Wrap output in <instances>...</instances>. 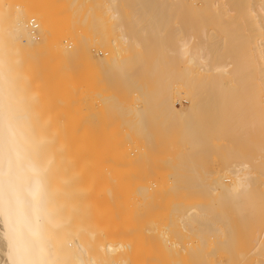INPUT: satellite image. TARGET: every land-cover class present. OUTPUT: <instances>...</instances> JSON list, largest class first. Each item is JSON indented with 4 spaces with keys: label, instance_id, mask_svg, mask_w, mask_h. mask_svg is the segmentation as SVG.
<instances>
[{
    "label": "rangeland",
    "instance_id": "374dc122",
    "mask_svg": "<svg viewBox=\"0 0 264 264\" xmlns=\"http://www.w3.org/2000/svg\"><path fill=\"white\" fill-rule=\"evenodd\" d=\"M26 1V2H25ZM79 0H0V18H2L1 20H8V21H12V22H14V23H16V24H18L19 26L21 25V23H22V25H23V23L25 22V24L27 23V22H30V23H28L27 25L29 26V24H31V22H33L34 23V21H35V25H37L36 27H38V26H40L41 28H42V30L40 29V27H38L37 28V32L36 33H34L33 35H34V42H32L33 44V47L32 46H30V43H31V40H30V42L29 41H27V42H25V43H29V49H24V50H20V52H18V50H17V53H16V51H15V53H14V55H13V57H8L9 58V62L11 63V59H12V61H14V62H16L17 64V68H16V72H15V81H16V86H17V88H18V92H19V97H21V95H23V97H24V94H25V96L26 97H22L21 99L23 100V101H26V103L24 102V104H25V106L27 107V109H29V110H27L28 112H30L29 114L30 115H32L31 117H32V122H33V124L35 123V126H36V124L39 126L37 129H39V130H37V132H39V134H44V133H46L45 135L48 137V136H51L52 138H54L55 137V135L56 134H58V136H57V140H59V136H61V135H63V134H65V132H67L65 135H66V141H64V143L66 142V144L64 145V146H62V148H60L61 146H59L58 148L56 147L57 145H55L54 146V148H53V144H51L50 145V147L49 146H46L48 149H46V151L48 150V155L49 156H51L50 157V160L52 161V162H49L50 164L52 163H54L53 165H51L50 167L52 168V166H53V168L55 169H51L50 168V170L51 171H55V173L54 174H56L55 176H54V178H53V186L55 185L56 186V188H57V190H58V188H59V192H61V196H64L63 197V199H64V205L66 204V206H64V212L66 211V212H70V213H67V216L69 215V220H74L75 222H73L72 221V223H76L80 228H81V230L83 229L84 230V233H83V236L85 237L84 239H86L87 241H89V239H90V243H91V255L93 254L94 255V257H96V258H98L99 256H101L99 253H97L99 250H97V248H99V246H100V244L102 243V244H104L105 242L106 243H112V244H115V243H117L118 241H119V238H120V243H121V240H122V243L121 244H125L126 246H128L127 244H129V251L127 250V254H123L122 255V259L121 260H123V258H124V260L123 261H126L125 262V264H150L151 262H156V264L157 263H159V264H161V263H163L162 262V258H161V261L159 260L160 259V256H158L157 254H161V257H162V255H163V260H164V262L165 263H163V264H174V262H175V264H177V262L179 263H181L182 264V257L183 256H185L184 257V259H187L186 260V262H184V264H192L193 262V264H200L202 261L201 260H204V259H206L204 262H206L207 260L209 261V262H206V264H208V263H214V262H227L228 263V261H229V263H230V261H231V263H232V260L233 259H235V258H231V260L229 259V254H227L228 252H232L233 254H234V256L236 255V256H238L239 255V257L238 258H240V259H238V260H234L233 261V264H235V263H237V264H246L247 262V264H255V262L257 263V261L259 260H257V258H258V256H259V258L261 259L262 258V260H263V256H264V213H262V212H264V204L262 205V203L264 202L263 200L264 199H262V194L260 195V194H258V195H260L259 196V198H258V195H257V197H254V199H246V197L247 198H251V197H253L254 195L253 194H257V193H259L261 190H264V189H262L263 187H264V183H262V182H264V180L262 181H259L261 178H264V177H261V174L259 173V172H257V171H251L252 173L253 172H257V174H255L254 173V176H255V178H253L254 179V181L253 180H250L251 182H252V184L254 185H252V184H250V187L252 188L253 187V189L255 190V192L253 193V194H251L254 190H252L250 187V190L252 191H250L251 193V195H253V196H248L249 195V192H248V194L246 195V196H240L241 197V199L243 200H241V199H238L237 200V196H235V195H232V196H234L235 198H236V201L235 202H237V201H239V202H237V203H239V205L237 204V203H235L234 205H236V207H237V205H238V207L240 206V205H246V203L244 202V201H247V205H249V203L252 205V207L254 206V205H257V207L258 208H256V206H254L253 208H256V210L255 209H253V212H251V213H254V211H255V213L254 214H256V215H254V220L253 221H251V218H252V215H250L249 213H247L244 209H249V207L248 208H246L245 206H243V207H245V208H242L241 206L239 207V208H241L242 210H244L245 212H243V211H239V208H238V210L237 211H239L238 212V214H241L240 212H243V214L242 215H240L241 217V219L240 220H244V221H246V222H244V221H242V223L240 224V226H239V222H240V220L238 221L237 220V218H239V216H236V215H234V214H236L235 212H236V210L233 212L232 211V207H230L229 206V201L231 202V200H228L229 198H231L230 197V195H231V193L232 194H234L232 191L231 192H229L228 194H227V192H224V193H222L224 190H220V191H217V193L215 194V193H212L213 191H211V189L210 190H208L209 188H211L213 185L211 184V183H213L214 185H215V182H214V180H216V179H214V177H211L210 179H209V177L208 178H204V180H206L205 182H203L204 180H202V178H200V177H195V178H197L198 180L199 179H201L200 181L201 182H203L205 185H206V183H207V185L205 186L204 184H202V183H200L199 182V184L197 183V179H196V181L195 180H193V181H195L194 182V189L196 190V192H197V190H199V189H203V191H202V193H203V195L201 194V190H199V194H197L196 192H194L195 190L193 189V186L191 185H187V182H185V181H187L186 180V178H185V181H183V178L182 177H180L179 175L180 174H178V176L179 177H176V175H175V173L173 172L174 171V169H172V168H174L175 166H177V165H181V161L182 160H179V158H180V156L179 155H181L182 153H180V152H183L182 150H181V148H182V146L184 147L183 149L185 150V152H188V151H190L189 150V147H194V148H198V146H200L201 144V147L200 148H202V149H200V148H198V149H200V150H196V151H198V152H196L197 153V155L195 156V158L197 159L196 160V164L197 165H200L201 163V167H205V169H202V170H206V171H214V172H216V171H220L221 173H222V165H224V164H222V163H219L218 162V158L217 157H219V155H221V153H223V150L224 151H227V152H229L228 150L229 149H232V147H234V146H232L230 143H231V141H232V139H231V141L228 143L229 144V146H228V144H223L222 145V143H224L225 141L223 140L222 141V139H221V141H219V137L221 136V134H223V133H227L226 135H228L229 133H231L232 135H233V133L231 132L232 131V128L230 129V125L232 126V124H233V130L235 131V132H237V128H235L234 127V125H235V114H233V113H236L237 112V115H236V118H237V116H238V112L240 113V114H242L244 117H242V115H240L239 117L241 118V120L244 122V125H246L245 123H247V120H248V118L250 117L249 116V114H251L252 115V112H250V111H253V113H255V115L254 116H257V114H256V112H255V110H259L260 108H258V106H257V104H259V99L258 98H256L257 96V93H260L261 91H259L258 92V90L260 89L261 90V88H259V89H255L256 88V84H260V82H258L259 81V77H257V72L256 73H254L253 72V70H254V67H252L253 69H251V67L250 68H248L247 70L245 69V67L247 66V65H242L244 68H243V70L245 69L246 71H243L242 73L240 72V71H242L241 69H242V66L241 67H238V65L240 64V63H243V64H245L244 63V61L247 59V56L244 54V53H242V51L243 52H247L245 49H246V47H245V51L243 50V47H244V45H243V47L242 48H238V49H240V52H238V51H236V53H237V55H238V53H242V54H240V55H238V59H239V57H242V58H240L239 60L240 61H238L237 63H238V65L236 66L237 68L236 69H234V68H232V67H234L235 65H233L232 67H231V71H233L231 74H229L228 72L227 73H217V75L216 74H214L213 72H211L212 73V75L213 76H218L219 74L222 76H220L219 75V77H216V78H213V79H210L209 81H208V79L209 78H211V77H213V76H211V74L210 73H208V72H206L208 75H205V77L202 75L203 73H205V72H201L202 74V78L204 77L205 79L207 78V76H208V79H207V87H206V89H208V85H209V88H210V90L212 91L213 89H215V90H217L216 92H218V89H217V87L216 86H218L217 84V82H220L219 84H222V83H224L223 85H225L224 86V88L223 89H225L226 87H227V89H225V91L226 90H228V92H226L225 94L223 93V92H225L223 89L221 90V88L223 87L222 85H219V87L220 86H222L221 88H220V90H221V93L222 94H224L225 96H227L228 98H226L225 96V98L223 99V102L225 103H227V101L229 100V96L227 95L228 93L229 94H234L235 92H236V94H237V92H238V96H239V93H240V95H241V93L243 94L244 93V91H245V95L243 96V97H241V96H239V98L240 99H242V100H240L239 101V98H238V96H237V98H238V100L236 101H234L233 100V98L234 99H237V98H235V96L233 97V96H231V97H233V98H230V99H232L231 101H230V103L232 102V104H231V106H233L234 105V110H237V111H234L233 110V108H231V106L229 107V106H227V105H230V103H227V105H223V103H221V101H222V97H223V95H222V97L220 98V96L221 95H219V99H218V101H220V105H219V103H214V101L213 100H217V99H215V96L214 95H218V94H220L219 92H220V90H219V92L218 93H216L215 94V91H212V93H211V91H210V94L211 95H208V96H210L211 97V99H210V97H208V96H205L206 98H205V100H207L208 102H205L207 105V109H206V111L205 112H207L206 113V115L205 114H203L205 117L207 116V120L208 121H210V123H208V121L206 120V119H204L205 121H203V126H209V128L210 129H213V131L211 132L210 131V133L213 135H211L210 133H208V132H206V138L208 139V138H210L211 137V139H212V141H211V139H209V142H211L210 144V146H212L211 148H213V146L214 145H212V144H214V142H215V145H217V147L215 148H213V150H211L210 148H209V144H208V147H206L207 146V144H205V143H202L200 140V143L199 142H195V144L193 145V146H191L190 144L189 145H187L188 143H187V137L185 138V137H183L184 139H185V141L184 140H181V141H184L185 143H181V144H183L182 146L180 145V143L179 142H181V141H179V138L178 137H182V136H180V135H182V134H184V133H181V132H184L185 130H186V128H185V126L183 125V124H179V125H177L176 126V124H175V122L176 123H182V122H184L183 120H181V118L180 119H177L178 121H174V120H172L171 118V120L172 121H174V126H169V125H172V124H165V121L168 119H166L165 121H163V125L166 127V129L167 128H170V130H169V132H167V134L165 133V132H163L162 130L164 129H160L161 127V125H162V123H161V125H160V123L159 122H161L159 119L161 118V116L159 115L161 112L159 111V109H160V106H159V104L161 103V99L159 100V98H156V96H157V94H154L153 96L154 97H151V95H152V93H151V95H150V98H149V94L148 93H150V91L151 90H153L154 92L156 91V90H158V95H159V92L160 91H162L163 89L161 88V87H163L164 86V89H166V91L165 90H163L162 91V93H166L167 94V96L169 95V97H171V99L169 98V102H171V104H175V102H176V104H177V106L179 107V108H181L180 106H188L187 104H188V98H187V96L185 95L187 92H185L186 90L188 91L189 90V94H193L192 92L193 91H191L190 89H186V87H183L182 85H180V84H182L181 83V81L179 82V84H178V86H177V84H176V86H174V87H169V86H166L165 85V83H163V85H162V82L164 81L165 82V80H163V81H161V82H159L161 79H159L160 78V73H161V71H164V72H166V74H167V71H168V76H170L171 75V77H170V80H172V76H174L175 74L174 73H176L172 68H173V64H175V61H177V60H174V63H171V64H169L168 62V64L169 65H166L167 67H170L171 65V67H170V69H171V73L172 74H170L169 75V72H170V69L169 70H167L168 68L167 67H163V68H161L162 67V65H164L165 64V62L164 61H170L171 60V58L169 59V60H167L168 59V53L166 52L164 55H163V53L162 52H160V51H163V50H165L166 48L165 47H160L159 46V51L157 50V52H155V50H153V49H155V47H153L152 48V52L150 51V49H151V47L150 46H148L150 49H149V52H147L148 50H146V49H148V47H146L145 46V44L144 43H146V41L143 39V40H141L140 38H139V41L141 42H139V41H137L136 39H134V38H136V36L138 37L141 33L139 32L138 34H137V32H138V29H140V27L141 28H143V27H146V25H144L143 23H144V21L143 20H145L144 19V17H141L140 18V21H139V19H138V17L136 18L135 17V14L134 13H137V11L140 13V11H141V6H140V4H134L135 6H133L132 4L133 3H130V4H123L124 2L125 3H128V1L129 0H126V1H124V0H122V1H119V4H117L116 3V5H117V7H115L114 6V8H115V10H112V8L110 9V7L108 8V6L107 5H111L110 3H112V1L110 0V1H108V0H96V1H92V0H80L79 2H78ZM82 1V2H81ZM101 1V2H100ZM113 1H115V0H113ZM118 1V0H117ZM116 1V2H117ZM132 0H130V2H131ZM19 4H18V3ZM55 2V3H54ZM61 2V3H60ZM65 2H67V3H65ZM87 2V3H86ZM122 2V3H121ZM2 3V4H1ZM89 3V4H88ZM108 3V4H107ZM61 4V5H60ZM94 5V11H93V5ZM97 4H99V6L97 5ZM103 4V5H102ZM12 5V6H11ZM15 5V6H14ZM30 5V6H29ZM90 5V6H89ZM92 5V6H91ZM113 5V4H112ZM111 5V6H112ZM115 5V4H114ZM120 5V6H119ZM130 5L131 6H133V7H130ZM140 7H138V6ZM145 5V4H144ZM177 5V4H176ZM176 5H174L173 7L175 8V10L172 8V12L173 13H175V14H173V15H175V17H177V14L178 13H176L175 11H177V12H179L178 10H180L181 8H182V6L180 7V8H177V6ZM186 5V4H185ZM197 5H202V4H191V6H192V8H193V11H197V9H194V8H197ZM6 6V7H5ZM46 6V7H45ZM62 6H63V8L64 9H62ZM67 6V7H66ZM74 6H76V7H74ZM95 6H96V8H95ZM103 6V7H102ZM143 6V5H142ZM176 6V7H175ZM9 7V8H8ZM66 7V8H65ZM81 7V8H80ZM138 7V8H137ZM184 7H186V6H184ZM183 7V12H185L186 10H185V8ZM8 8V9H7ZM21 8L23 9V10H21ZM31 8V9H30ZM108 8V9H107ZM113 8V9H114ZM117 8V9H116ZM146 9H148V7L146 6L145 7ZM144 7L142 8V10H144L145 9ZM186 8H188V5H187V7ZM6 9H7V11H6ZM11 9V10H10ZM13 9H15V10H13ZM34 9H36L35 11H34ZM38 9V10H37ZM67 9V10H66ZM74 9V10H73ZM92 9V10H91ZM105 11H104V10ZM130 9V10H129ZM134 9V10H133ZM176 9H178V10H176ZM189 9L191 10V12H193L192 11V9L189 7L187 10H188V12H187V14L188 13H190V16H191V12H189ZM202 9H203V7H202ZM206 9V8H205ZM204 9V10H205ZM100 10V11H99ZM109 10V11H108ZM136 10V11H135ZM174 10V11H173ZM201 10V8L200 9H198V11H200ZM22 11H23V13L25 12V13H27V14H29V15H26V14H23L22 13ZM34 11V12H33ZM62 11V12H61ZM83 11V12H82ZM96 11L97 12H100V15L99 16H97V15H95V13H96ZM104 11V12H103ZM135 11V12H134ZM203 11V10H202ZM201 11V12H202ZM20 12V13H19ZM66 12V13H65ZM68 12V13H67ZM77 12V13H76ZM132 12V13H131ZM142 12V11H141ZM13 13V14H12ZM22 13V14H21ZM31 13V14H30ZM35 13V14H34ZM41 13H43V14H41ZM55 13V14H54ZM180 13L182 14V11L180 10ZM180 13H179V15H180ZM195 14H197L196 12H194ZM194 13H193V15L192 16H194ZM199 14H201L200 12H198ZM8 14V15H7ZM59 14V15H58ZM66 14V15H65ZM85 14H86V17H85ZM96 14H98V13H96ZM109 14V15H108ZM116 14V15H115ZM141 14V13H140ZM184 14V13H183ZM182 14V15H183ZM185 14H186V12H185ZM186 14V15H187ZM198 14V15H199ZM202 14H204V13H202ZM207 14V13H206ZM206 14H204V15H206ZM23 15H26V16H23ZM36 15V16H35ZM61 15V16H60ZM134 15V16H133ZM2 16H5V17H2ZM14 16V17H13ZM30 18H29V17ZM33 16H35L34 18H33ZM70 16V17H69ZM101 16V17H100ZM107 16V17H106ZM116 16V17H115ZM133 16V17H132ZM190 16H189V19L188 20H190ZM197 15H195V17H196ZM203 16V15H202ZM6 17H8L7 19H6ZM11 17H12V19H11ZM24 17V18H23ZM106 17V18H105ZM173 17V16H172ZM172 17H171V19H170V21H172V22H170L169 23V26L170 25H172L173 24V26H175V25H177L178 23H180V25L179 26H181V24H183V26H185V24L184 23H186V22H183V23H181L182 21H184V18H183V20H180L181 19V17H179L180 19H178V20H180L179 22L176 20V22H177V24H175L174 25V23H173V21L175 20V18L173 17V19H172ZM184 17V16H183ZM188 17V16H187ZM198 17V16H197ZM26 18V19H25ZM106 20H105V19ZM143 18V19H142ZM200 18V19H199ZM199 21H201V24H202V21L204 20V19H202L201 18V15L199 16ZM22 19V20H21ZM34 19V20H33ZM35 19H37V20H35ZM56 19V20H55ZM107 19H108V21H107ZM120 19V20H119ZM129 19V20H128ZM134 19V20H133ZM142 19V20H141ZM202 19V20H201ZM0 20V21H1ZM23 20H24V22H23ZM103 20H105V22L103 23ZM111 20V21H110ZM117 20V21H116ZM186 20V19H185ZM188 20H186L187 22H189ZM192 20V19H191ZM196 20V19H195ZM22 21V22H21ZM37 21V22H36ZM49 21V22H48ZM70 21V22H69ZM107 21V22H106ZM110 21V22H109ZM136 21H138L137 23H136ZM193 21V20H192ZM198 21V22H199ZM47 22V23H46ZM58 22V23H57ZM89 22V23H88ZM102 22V23H101ZM112 22V23H111ZM115 22V23H114ZM141 22H142V24H141ZM2 23H3V21H2ZM80 23V24H79ZM192 23V22H191ZM191 23H188V24H191ZM194 23V22H193ZM197 23V22H196ZM196 23H194V24H196ZM200 23V22H199ZM198 23V24H199ZM48 24H49V26H48ZM118 24V25H117ZM141 24V25H140ZM146 24V23H145ZM188 24H186L187 25V29L189 28L190 29V25H189V27H188ZM194 24H192L193 26H194ZM22 25L20 26V34H21V32H23L22 33V37H25L26 36V32L24 33V26H23V28L21 29V27H22ZM18 26V27H19ZM83 26H85V27H83ZM109 26V27H108ZM123 26V27H122ZM173 26H170V27H173ZM178 26V25H177ZM198 26H200V25H198ZM53 27V28H52ZM83 27V28H82ZM139 27V28H138ZM196 28H197V26H195ZM6 28V27H5ZM137 28V29H136ZM175 28V27H174ZM173 28V29H174ZM177 28V27H176ZM39 29V30H38ZM89 29H90V31H89ZM99 29H100V31H99ZM112 29V30H111ZM114 29V30H113ZM120 29V30H119ZM121 29H122V31H121ZM126 29V30H125ZM187 29H184V30H187ZM191 29H193V27L191 26ZM190 29V30H191ZM199 29V28H198ZM197 29V30H198ZM41 30V31H40ZM55 30V31H54ZM86 30V31H85ZM196 29H194V30H191V32H189L188 34L189 35H193V33H195L196 31H195ZM134 31V32H133ZM137 31V32H136ZM193 31H195V32H193ZM86 32V33H85ZM89 32V33H88ZM94 32H96V33H94ZM107 32V33H106ZM122 32H125V34L124 33H122ZM132 32H133V35H132ZM187 32H188V30H187ZM119 33H121V34H119ZM134 33H136L135 35H134ZM197 33V32H196ZM45 34V35H44ZM51 34V35H50ZM69 34H71L70 36H69ZM79 34V35H78ZM97 34H98V36H97ZM106 34V35H105ZM110 36H109V35ZM123 34V35H122ZM127 34H131V36L130 35H127ZM95 35V36H94ZM122 35V36H121ZM126 35H127V39H126V41L124 42L122 39H123V37H126ZM141 35H143V34H141ZM140 35V36H141ZM195 35V34H194ZM128 36H130L131 37V39L130 40H128ZM196 36V35H195ZM38 39H36V38ZM39 37V38H38ZM99 37V38H98ZM101 37H103V38H101ZM105 37V38H104ZM109 37V38H108ZM112 39H111V38ZM118 37V38H117ZM134 37V38H133ZM148 37H151V36H148ZM94 38V39H93ZM118 40H117V39ZM121 38V40H119ZM35 39H36V43H35ZM68 39V40H67ZM85 39V40H84ZM92 39V40H91ZM104 39V40H103ZM107 39V40H106ZM109 39H111V40H109ZM56 40L58 41L57 43H56ZM101 42H99V41ZM109 40V41H108ZM128 40V41H127ZM131 40H132V42H131ZM10 41V40H9ZM15 40H13L11 43H10V46H13V45H11L12 43H16V42H14ZM17 41V40H16ZM52 41H53V43H52ZM70 41H73V42H71L70 43ZM123 41V42H122ZM136 41V42H135ZM155 41V40H154ZM153 41V42H154ZM20 42H23V41H18L16 44H18V46H19V43ZM79 42V43H78ZM81 42V43H80ZM102 42L104 43V44H102ZM115 42V44H113ZM137 42H138V45H137ZM148 42H152V41H148ZM157 42V41H156ZM155 42V43H156ZM93 43V44H92ZM100 43V45H98ZM110 44V48L108 47V49H107V46ZM123 43V44H122ZM133 43V44H132ZM21 44V46H23L24 45V43L22 44V43H20ZM39 44V45H38ZM51 44H52V46H51ZM87 44V45H86ZM105 44H106V46H105ZM135 44H136V47H135ZM139 44H144L143 46H142V49H144V51H141L142 49H140L141 48V46L139 45ZM153 44V43H152ZM157 44V43H156ZM242 44H244V43H242ZM27 46H28V44H26ZM35 45V46H34ZM37 45V46H36ZM71 45V46H70ZM73 45H75V46H73ZM113 45H114V47H113ZM117 45H118V47H117ZM126 45V46H125ZM146 45H148V44H146ZM158 45V44H157ZM18 46H16V47H18ZM45 46V47H44ZM77 46V47H76ZM123 46V47H122ZM137 46L139 47L140 46V48H137ZM153 46V45H152ZM246 46V45H245ZM26 47V46H25ZM30 47L31 48H33V51H38V55L36 54L37 53V51H36V53H33V51H32V49H30ZM35 47V48H34ZM38 47V48H37ZM75 47V48H74ZM81 47H82V50H81ZM104 47H106V48H104ZM117 47V48H116ZM128 47V48H127ZM143 47H145V48H143ZM158 47V46H157ZM156 47V48H157ZM13 48H14V46H13ZM20 49L21 48H23V47H19ZM28 48V47H27ZM72 48V49H71ZM74 48V49H73ZM77 48V49H76ZM114 48V49H113ZM162 50H161V49ZM41 50V52L39 51V50ZM44 49H45V51H44ZM48 49V50H47ZM78 49H79V51H78ZM105 49H107V50H105ZM120 49V50H119ZM126 49V50H125ZM135 51H134V50ZM168 49V48H167ZM14 50V49H13ZM16 50V49H15ZM76 50V51H75ZM86 50V51H85ZM88 50L90 51V52H88ZM104 50V51H103ZM112 50H114L115 52H113ZM117 50H119V51H117ZM30 51V52H29ZM73 51V52H72ZM100 51V52H99ZM103 51V52H102ZM153 51H154V53H153ZM166 51V50H165ZM23 52H24V54H23ZM31 52L36 56H34L33 54L30 56V54H31ZM43 52L45 53L44 55H43ZM65 52V53H64ZM70 52V53H69ZM71 52H72V54L73 55H75V56H73V55H71ZM84 52H86V53H84ZM144 52H147V53H145L144 54ZM168 52H170L169 50H168ZM25 53H28V55H26ZM75 53V54H74ZM89 53V54H88ZM100 53L102 54H104V56H105V53H106V57L107 58H105L104 56H103V54H102V56L105 58V61H106V63L105 64H107V60H108V62H115V63H108V64H110V66L109 65H107V66H104V63L103 64H101V61H103L104 60V58H102V56H101V58L100 59H103V60H100L99 59V57L98 56H100ZM119 53V54H118ZM133 53V54H132ZM16 54H17V56H16ZM22 54V55H21ZM78 54H79V56H78ZM96 54L98 55V56H96ZM113 54H116V55H114L113 56ZM118 54V55H117ZM162 54V55H161ZM170 54V53H169ZM232 54H234V53H232ZM26 55V56H25ZM47 55H49V56H47ZM128 55V56H127ZM154 55H155V57H154ZM159 55V56H158ZM244 55H245V58H244ZM24 58H23V57ZM29 56V57H28ZM39 56V57H38ZM45 56V57H44ZM117 56H118V59H117ZM158 56V57H157ZM170 56H171V54H170ZM169 56V57H170ZM19 57V58H18ZM23 58V59H21V58ZM26 57V58H25ZM31 57H33V58H31ZM44 59H43V58ZM66 57V58H65ZM85 57H87L86 59H85ZM123 57V58H122ZM133 57V58H132ZM159 57H160V59H162V60H160L159 59ZM164 57H165V60H164ZM235 58L237 57V56H234ZM28 58V59H27ZM29 58H31L32 60H30ZM137 58V59H136ZM140 58V59H139ZM159 59V60H154V59ZM18 59V60H17ZM68 59V60H67ZM70 59V60H69ZM75 59V60H74ZM96 59H98V62L96 61ZM107 59V60H106ZM114 59V60H113ZM121 59H122V62L125 64L126 62V66L125 65H123L122 64V62H121ZM135 60V62L136 61H138V62H134V60ZM176 59V58H175ZM22 60V61H21ZM36 60H38V61H36ZM42 60V61H41ZM79 61V62H77V61ZM80 60H81V62H80ZM85 60V61H84ZM92 60V61H91ZM112 60V61H111ZM27 61H28V63H27ZM36 61V62H35ZM99 61H100V63H99ZM132 63H131V62ZM154 61V63H152ZM162 61V62H161ZM173 61V60H172ZM21 62V63H20ZM26 62V63H25ZM30 62V63H29ZM45 62V63H44ZM73 62V63H72ZM90 62V64H88ZM104 62V61H103ZM128 62L130 63V65H129V67H127V64H128ZM134 62V63H133ZM144 62H146V63H144ZM157 62H158V64H157ZM178 63H176L175 65H178V66H180V67H177V71L179 72V73H181L182 74V71L183 72H188V71H185L184 70V67L183 66H185V64L187 65V62H185L184 61V63H183V61H181V59H178V61H177ZM182 62V63H181ZM13 63V62H12ZM11 63V64H12ZM36 63V64H35ZM39 63V64H38ZM86 63V64H85ZM95 63H98V65H96ZM121 63V64H120ZM138 63V64H137ZM159 63H160V65H159ZM15 64V63H14ZM19 64V65H18ZM34 64V65H33ZM68 64V65H67ZM117 64V65H116ZM132 64L134 65V64H136L135 65V69L133 70V66H132ZM141 64V65H140ZM156 64V65H155ZM181 64H183V65H181ZM13 65V64H12ZM15 65V66H16ZM28 65H31V68L28 66ZM101 65H103V66H101ZM137 65H139L138 67H137ZM143 65V66H142ZM151 65H152V69H154V67H155V70L156 71H159L160 70V73L159 74H157L158 72H156L155 74L156 75H158L159 77H157L155 74V76L156 77H152V78H150L152 75H153V73H154V70H152L153 71V73H151V75H149L147 72H151ZM241 65V64H240ZM239 65V66H240ZM19 66H21V67H19ZM26 66H28L27 68H26ZM92 66V67H91ZM103 68H101V67ZM119 66H124L123 67V69H120L119 68ZM130 66L131 67H133V68H130ZM140 66H142V67H140ZM159 67V70H158V67ZM188 66H190V65H188ZM249 66V65H248ZM247 66V67H248ZM99 67V68H98ZM140 68L139 70H136L137 68ZM149 67V68H148ZM24 68H25V70H24ZM34 68H36L35 70H34ZM40 68V69H39ZM61 68V69H60ZM161 68V69H160ZM166 68V69H165ZM180 68V69H179ZM182 68H183V70H182ZM190 68H192V66H190V67H186V69H189L190 70ZM31 69V70H30ZM38 69V70H37ZM65 69H67L66 71H65ZM103 71H102V70ZM108 70V72H106L107 70ZM117 69V70H116ZM120 69V70H119ZM125 69V71H121V70H124ZM129 69H132L131 71H129ZM142 69V70H141ZM164 69V70H163ZM193 69H195V67L193 68ZM197 69V68H196ZM95 70H97L96 71V74H95ZM114 70V71H113ZM119 70V71H118ZM126 70H128V71H126ZM141 70V71H140ZM146 70V71H145ZM166 70V71H165ZM182 70V71H181ZM230 70V69H229ZM23 71V72H22ZM28 71V72H27ZM33 71H34V74H33ZM37 71H40L39 73L42 75H40L39 73H37ZM92 71V72H91ZM105 71V73H106V75H105V73H103ZM111 71V72H110ZM116 71V72H115ZM118 71V72H117ZM194 71L195 70H191V73L193 74L194 73ZM59 72H60V75H59ZM78 72V73H77ZM128 72V73H127ZM133 72H135L136 74H134ZM142 72V73H141ZM146 74H145V73ZM197 72V71H196ZM240 72V75L238 74ZM245 72V73H244ZM100 73H101V75H103V77L100 75ZM111 73V74H110ZM114 73H116L117 74V76H116V74H114ZM120 73V74H119ZM123 73V74H122ZM132 75H131V74ZM140 75H139V74ZM205 73V74H206ZM243 73H244V75L245 76H243ZM246 73H248V74H246ZM249 73H251L250 75H252V73H253V75L252 76H250L249 75ZM27 74V75H26ZM68 74H69V76H68ZM111 75V77H112V79H117V80H120L121 82H117L116 81V79H115V81L114 82H112V80H111V77L109 76V75ZM161 74H163V72L161 73ZM236 76H235V75ZM242 74V75H241ZM23 75V76H22ZM32 75H34L35 77H34V79H36V80H34L33 79V76ZM38 75H40V76H38ZM113 75V76H112ZM115 75V76H114ZM145 75V76H144ZM153 75V76H154ZM185 75V74H184ZM195 75V74H194ZM224 75H226V76H224ZM228 75H229V77H228ZM238 75H239V77H238ZM31 76V77H30ZM38 76V77H37ZM97 76V77H96ZM101 77V78H99V77ZM106 76V77H105ZM108 76L110 77V78H108ZM119 76V77H118ZM127 76V77H126ZM130 76H134L133 77V79H132V77H130ZM141 76L143 77V79L141 78ZM163 76H165V75H163ZM167 76V77H168ZM211 76V77H210ZM240 76H242V78L240 77ZM249 76V77H248ZM256 78H255V77ZM41 77H43V78H41ZM79 77V78H78ZM118 77V78H117ZM129 77V78H128ZM166 77V76H165ZM230 77H232V78H230ZM247 77H248V79H247ZM251 77H254V79L253 80H255L256 79V81L255 82H253L255 85H254V87H250L251 85H249V83L251 84V82L250 81H253L252 80V78ZM21 78V79H20ZM52 78V79H51ZM62 78V79H61ZM94 78V79H93ZM97 78L99 79V80H97ZM123 78V79H122ZM128 78L129 80H126V79ZM138 78H139V80H138ZM147 80H146V79ZM175 78V77H174ZM204 78L202 79V81L204 80ZM218 78H220V80L218 79ZM224 78V79H223ZM234 78H235V80H234ZM241 78V79H240ZM243 78H245V80L247 79V81L248 82H245V80H243ZM50 79V80H49ZM105 79L107 80L106 81V83H105ZM110 81H109V80ZM156 79V80H155ZM164 79V78H163ZM237 79V80H236ZM239 79V80H238ZM41 80V81H40ZM124 82H123V81ZM126 80V81H125ZM130 80H134L133 82H134V84L133 83H130ZM141 80H143V81H146V83L145 82H143V81H141ZM151 80V81H150ZM169 80V79H168ZM167 80V81H168ZM213 81V84L215 83L216 84V86H212L211 85V83H212V81ZM218 80V81H217ZM230 80V81H229ZM234 80V81H233ZM241 80V81H240ZM250 80V81H249ZM19 83H18V82ZM29 81V82H28ZM33 81V82H32ZM39 81H40V83H39ZM79 81V82H78ZM86 81V82H85ZM97 81V82H96ZM98 81H100L99 83H98ZM102 81V82H101ZM140 83H139V82ZM148 81V82H147ZM237 81L238 82H242V84H244L243 82H245L248 86H247V88H246V86H244V85H241L240 83H237ZM22 82V83H21ZM26 82V83H25ZM39 83V85H38V83ZM109 82H112V83H115L114 85L112 84L111 85V83H109ZM129 82V83H128ZM154 82H156L155 84H154ZM173 81H169L168 82V84L169 85H171L170 83H172ZM174 82H175V80H174ZM176 82H178V81H176ZM227 82H232L231 83V86H230V84L229 83H227ZM234 82V83H233ZM90 83V84H89ZM104 84V86H103V84ZM108 83V84H107ZM123 83V84H122ZM126 83V84H125ZM149 83H150V85H149ZM158 83L159 84H161V89H158ZM226 83L228 84V86H226ZM33 84V85H32ZM128 84V85H127ZM130 84V85H129ZM167 84V83H166ZM240 84V85H239ZM258 84V85H259ZM32 85V86H31ZM35 85H37L36 86V88L34 87ZM48 85V86H47ZM84 85V86H83ZM90 85V86H89ZM100 85H102V86H100ZM109 85H111V86H108ZM116 85H118V86H120V85H122L121 87H123L124 88V90L122 91V89L123 88H121V93L123 92V94H121V93H116L115 92V90H118V88H117V86ZM234 85V86H233ZM253 85V84H252ZM95 86V87H94ZM107 86V87H106ZM132 86V87H131ZM135 86V87H134ZM145 86V87H144ZM149 86V87H148ZM181 86V87H180ZM211 86H212V88H211ZM230 86V87H229ZM242 87V88H240V89H237V87ZM244 86V87H243ZM260 86V85H259ZM52 87V88H51ZM64 87V88H63ZM99 87H101V88H99ZM111 87H113L114 89L112 90V88ZM143 87V88H142ZM166 87V88H165ZM229 87V88H228ZM238 87V88H239ZM26 88H28V89H26ZM30 88H32V89H35V91L34 90H32V89H30ZM40 88V89H39ZM73 88V89H72ZM89 88V89H88ZM107 88L109 89V90H107ZM116 88V89H115ZM120 88V87H119ZM125 88H126V90H125ZM132 88V89H131ZM157 88V89H156ZM169 88V89H168ZM175 88V89H174ZM184 88H185V90H184ZM232 88V89H231ZM236 90H238V91H235L234 89ZM248 88H249V90H248ZM251 88H254V89H252L253 90V92H252V90H251ZM45 89V90H44ZM54 89V90H53ZM59 89V90H58ZM83 89V90H82ZM98 89V90H97ZM101 91H100V90ZM155 89V90H154ZM168 89V90H167ZM193 89V88H192ZM241 89H244V91L242 90L241 91ZM38 90H39V92H38ZM77 90V91H76ZM89 90V91H88ZM95 90V91H94ZM103 90H104V92H103ZM105 90H106V92H105ZM130 90V91H129ZM142 90H143V92H142ZM170 90V91H169ZM195 90V89H194ZM230 90H231V92H230ZM232 90H234V91H232ZM251 90V91H250ZM254 90H256V91H254ZM22 91H23V93H22ZM41 91V92H40ZM42 91H44V93L42 92ZM46 91V92H45ZM90 91H93L94 92V94L95 95H93V94H91V92ZM97 91H98V93H97ZM126 91V92H125ZM132 91V92H131ZM133 91L134 92H136V93H133ZM146 91H148L147 93H146ZM174 91H177V92H174ZM185 93H184V92ZM208 91H209V89H208ZM223 91V92H222ZM241 91V92H240ZM25 92V93H24ZM27 92V93H26ZM60 92V93H59ZM65 92V93H64ZM112 92H113V95H112ZM117 92H120V89H119V91H117ZM125 92V93H124ZM129 92V93H128ZM131 92V93H130ZM140 92V93H139ZM172 92H174V93H172ZM213 92H214V94H213ZM35 93H36V95H35ZM100 93V94H99ZM115 93V94H114ZM157 93V92H156ZM165 93L164 94H160L161 95V98H162V100L164 99V98H166L167 96H165ZM170 93V94H169ZM177 93H178V96H177ZM187 93V95L189 96V94ZM207 93H209V92H207ZM249 93V95H246V94H248ZM253 93H256L255 95H252ZM32 94V95H31ZM60 94V95H59ZM105 94V95H104ZM120 94H121V96H120ZM129 94V95H128ZM138 94V95H137ZM146 94H148L147 96H146ZM206 94V93H205ZM261 94V93H260ZM30 95V96H29ZM34 95V96H33ZM39 95H44V96H42V98H40V96ZM48 95H49V97H48ZM118 95V98L116 97ZM136 95H137V97H136ZM175 95V96H174ZM212 95H213V97H212ZM217 95H216V97H217ZM251 95L254 97V98H256V99H254V100H256V101H252V102H249L250 101V99L251 98H249L248 96H250L251 97ZM52 96V97H51ZM54 96V97H53ZM83 96V97H82ZM88 96V97H87ZM96 96V97H95ZM113 96V97H112ZM120 96V97H119ZM132 98H131V97ZM134 96V97H133ZM144 96V97H143ZM162 96H165L164 98L162 97ZM172 96L174 97L173 99H172ZM246 96L248 97V98H246ZM256 96V97H255ZM44 97V98H43ZM87 97V98H86ZM93 97V98H92ZM100 97H102V99L100 98ZM146 97H148L149 99H151V98H154V99H156V100H159V102L157 101H155L154 99H153V101L151 100V101H149V103H148V105L150 104V102H151V104L150 105H155L156 103H157V110H155V111H158V112H155L154 110V112H153V114H150L151 116H153L152 118H153V120L154 121H150L151 119H150V115L149 114H146L147 115V119H149V120H147L148 121V123H145V124H147V127L148 128H150V129H146V131L144 130V132H145V134L146 133H150V134H153V136H152V138L150 139V141L151 140H153V142L151 143L150 141V143H147L148 145H147V148H149V149H147L148 150V152L150 151V153H149V155L150 154H153L152 156H154V157H158V158H155V162L154 163H151V162H148V165H149V163H151V164H155L154 166H155V169H153L154 171H152V172H149V170H146L147 168L149 169V166L148 165H143V164H141L142 166H140V164L138 165V166H136V168L134 169V165L133 164H131V165H133V166H128L127 165V162L126 161H128V159H126V160H124V158L122 159V158H120V157H124V156H121L122 155V153L121 152H123V151H125L126 153H128V156L129 155H133V156H138L139 154H140V151H139V148L141 149H143L144 147H143V142H144V135L142 134V136H143V138L141 139V135L139 136V133H141V132H137L136 130H139V129H136V130H134L135 128L134 127H136L138 124H135L134 122H132V120H134V115L135 114H137V110L139 111L140 109H142V110H144V107H145V109H149V108H151V106H148V108H147V102H148V99L146 98ZM158 97V96H157ZM252 97V98H253ZM258 97L260 98V96L258 95ZM40 98V99H39ZM73 98V99H72ZM121 100H120V99ZM127 98H130V99H127ZM137 98V99H136ZM140 98V99H139ZM144 98V99H143ZM208 98L210 99V100H208ZM213 98V99H212ZM245 98V99H244ZM38 99V100H37ZM47 99H49V101H47ZM52 99V100H51ZM55 99H56V101H55ZM70 99H71V101H70ZM125 99V100H124ZM147 100V101H144V100ZM180 99V101H178ZM190 99V98H189ZM192 99V98H191ZM221 99V100H220ZM249 99V101H246V100H248ZM257 99H258V101H257ZM32 100V101H31ZM42 100V101H41ZM46 100V101H45ZM74 100H76V102H74ZM106 100V101H105ZM131 100V101H130ZM134 100V101H133ZM141 102H139V101ZM174 100V101H173ZM226 100V101H225ZM51 101V102H50ZM103 101V102H102ZM113 101H114V103H113ZM128 102V104H125V102ZM131 103H130V102ZM238 101L239 102H242V101H244V103H243V105H245V104H247V106H245L246 108H248L249 106L251 107V104L250 103H252V105H253V102H255L256 103V109H255V104L253 105L254 106V108H252V110H251V108L249 107L248 108V112H246L245 110H244V106H242V103H241V107L243 108V110H244V112H242V108L240 107V103H238ZM36 104H35V103ZM44 102H45V105H44ZM46 102H47V104H46ZM68 102V103H67ZM71 102H72V104H71ZM110 102H112L111 104H110ZM118 102V103H117ZM143 102H146V104L144 103V104H142ZM152 102L154 103V104H152ZM180 102V103H179ZM217 102V101H216ZM246 102V103H245ZM54 103V104H53ZM56 103V104H55ZM67 103V104H66ZM74 103V104H73ZM77 103V104H76ZM102 103V104H101ZM137 103H140V104H138L137 105ZM159 103V104H158ZM49 104V105H48ZM51 104V105H50ZM53 104V105H52ZM208 104L210 105V106H208ZM214 104V105H213ZM235 104H238V106L240 107H237V106H235ZM249 104V105H248ZM47 105V106H46ZM64 105H65V107H64ZM114 105V106H113ZM125 108H123L122 106ZM134 105V106H133ZM136 105V106H135ZM143 105H144V107H143ZM214 107H213V106ZM217 105H218V107H217ZM35 106V107H34ZM46 106V107H45ZM59 106V107H58ZM112 106V107H111ZM138 106H140V107H138ZM215 106H216V108H215ZM228 107V109H226L227 107ZM54 107V108H53ZM56 107V108H55ZM104 109H103V108ZM110 109H109V108ZM120 107V108H119ZM129 107H131V108H129ZM135 107V108H134ZM143 107V108H142ZM211 107V108H210ZM214 108V110L213 111H210V110H212L213 108ZM220 107H222V108H220ZM223 107H225L224 109H223ZM67 110H66V109ZM116 108V109H115ZM159 108V109H158ZM210 108V109H209ZM220 108V109H219ZM230 108H231V110H233V112L231 111V113H232V116H233V122L231 121V118H232V116L230 115L231 113H230ZM245 108V109H246ZM33 109V110H32ZM35 109V110H34ZM40 109V110H39ZM46 109V110H45ZM57 109V110H56ZM128 109V110H127ZM131 109H134V114L132 115V114H130V115H128L129 113H130V110ZM136 109V110H135ZM215 109H216V111H215ZM223 109V110H222ZM43 112H42V111ZM51 110V111H50ZM52 110H54V111H52ZM60 110V111H59ZM64 110V111H63ZM103 110V111H102ZM117 110H118V112H117ZM121 110V111H120ZM162 110V109H161ZM210 112V113H212V114H210V113H208V111ZM218 110V111H217ZM228 111L227 112V115L229 114L230 116H227L228 118L230 117V119H228L227 117H226V115H223V114H226V111ZM257 110V111H258ZM261 110V109H260ZM33 111H35V112H33ZM38 111V112H37ZM69 111V112H68ZM76 111V112H75ZM114 111V112H113ZM127 112V111H129V113H126L125 114V112ZM132 111V110H131ZM219 111H221L220 112V114H221V117L222 116H224L223 118H219ZM222 111H223V114H222ZM51 112V113H50ZM53 112V113H52ZM54 112H56V114L54 113ZM60 112V113H59ZM66 112V113H65ZM75 112V113H74ZM120 112V113H119ZM124 112V113H123ZM136 112V113H135ZM215 112V113H214ZM248 114L249 112V114H248V118H247V116L245 115L246 113ZM74 113V114H73ZM93 115H92V114ZM218 115H217V114ZM39 114V115H38ZM50 114V115H49ZM58 114V115H57ZM119 114V115H118ZM120 114H122L121 116H120ZM124 114V115H123ZM162 114V113H161ZM213 114H215V115H213ZM259 114H260V112H259ZM39 117H38V116ZM41 115V116H40ZM55 115V116H54ZM71 115V116H70ZM79 115V116H78ZM125 115L127 116V118L125 117ZM157 115H159V116H157ZM252 115V117L254 118V116ZM52 116H54V117H52ZM64 116V117H63ZM75 116V117H74ZM120 116V117H119ZM123 116V117H122ZM164 115H162V117H163ZM216 117L217 119H218V121L219 120H222V121H219L220 122V124H221V126H219V129H216V130H214V128H218V127H216L218 124L217 123H214V125H213V121L214 122H218L217 121V119L216 118H213V117ZM260 116V115H259ZM56 117V118H55ZM80 117H81V119H80ZM134 117V118H133ZM138 117V116H137ZM136 117V118H137ZM156 117L158 118V120L156 119ZM177 117V116H176ZM211 117V118H210ZM225 117H226V119H225ZM39 118V119H38ZM45 118H47V120L45 119ZM123 118V119H122ZM131 118V119H130ZM135 118V122L137 123L138 121V118L136 119ZM156 119V121H155V119ZM164 118H165V116H164ZM175 118V117H174ZM203 118V117H202ZM262 118V117H261ZM54 119H55V121H54ZM212 119H213V121H212ZM246 119V121H244ZM263 119V118H262ZM66 120V121H65ZM79 120V121H78ZM169 120V119H168ZM167 120V121H168ZM240 120V125L242 126L243 125V122ZM252 120H254V119H252ZM257 121H259V122H262V121H260L261 119H260V117H259V120H258V117H257V119H256ZM41 121V122H40ZM43 121V122H42ZM61 121L64 123H61ZM96 121V122H95ZM127 121V122H126ZM130 121V122H129ZM150 121V122H149ZM227 121V122H226ZM230 121L232 122V124L230 123ZM255 121V120H254ZM253 121V122H254ZM263 121H264V119H263ZM39 122V123H38ZM50 124H49V123ZM57 123V125H56V123ZM130 123V125H131V122L132 123H134V124H132L133 126L130 128V125H129V123ZM226 122V123H225ZM229 122V123H228ZM237 122H238V119H237ZM237 122H236V125H237ZM249 123H251L250 124V126L252 127V122H250V121H248ZM259 122H258V124H259ZM43 123V124H42ZM71 123V124H70ZM119 123V124H118ZM153 123V124H152ZM155 123V124H154ZM157 123H159V125H157ZM172 123V122H171ZM228 123V125L227 126H223V125H226ZM242 123V124H241ZM264 123V122H263ZM40 124V125H39ZM51 124H52V126H51ZM70 124V125H69ZM74 124V125H73ZM81 124V125H80ZM97 124V125H96ZM126 124H127V126H126ZM150 124V125H149ZM185 124V123H184ZM209 124V125H208ZM213 125V126H211V125ZM215 124H217V125H215ZM230 124V125H229ZM248 124V123H247ZM257 124V123H256ZM255 123H254V125H256ZM261 124V123H260ZM259 124V125H260ZM118 125H123V127H120V126H118ZM126 127H125V126ZM128 125H129V128H127L128 127ZM149 125V126H148ZM235 125V126H236ZM239 125V126H240ZM43 126V127H42ZM44 126H46V127H44ZM54 126V128H52ZM61 126H63V127H61ZM77 127V128H75V127ZM82 126V127H81ZM156 126H157V128H156ZM163 126V127H164ZM178 126H180V128H181V130H180V128H178ZM182 126V127H181ZM202 126V127H203ZM215 126V127H214ZM238 126V125H237ZM37 127V126H36ZM56 127V128H55ZM67 127V128H66ZM81 127V128H80ZM97 127V128H96ZM138 128H139V125L137 126ZM136 127V128H137ZM155 127V128H154ZM158 127H159V129L160 130H158ZM183 127L185 128V130L183 131L182 129H183ZM187 127V126H186ZM224 127H225V129L227 128V127H229V128H227V130H225L224 129ZM247 127H248V125H247ZM258 127H260V126H258ZM264 127V126H263ZM50 128H51V130H50ZM61 129V133H60V129ZM75 128V129H74ZM106 128V129H105ZM133 128V129H132ZM153 128V129H152ZM240 128H242V130H244L243 132L245 133V134H249L250 135V132L249 133H247L248 132V130L249 131H252V130H250L251 128H247L246 129V126H245V128L243 129V127H240ZM253 128H255L256 129V126L255 127H253ZM262 128V127H261ZM43 129H44V131H43ZM55 131L56 129V132L57 133H55L53 130ZM66 129V130H65ZM112 129V130H111ZM157 131H156V130ZM175 129V130H174ZM206 129H207V127L206 128H203V129H201V131H200V133L202 132V130H204V131H206ZM223 129V130H222ZM230 129V130H229ZM253 130L254 132L256 131V130ZM47 130V131H46ZM49 130V131H48ZM69 130V131H68ZM71 130V131H70ZM114 130V131H113ZM118 130V131H117ZM152 132H151V131ZM154 130V131H153ZM218 130V131H217ZM241 130V131H242ZM258 130V129H257ZM64 131V132H63ZM76 131V132H75ZM168 131V130H167ZM172 131V132H171ZM177 131V132H176ZM197 131V130H196ZM199 131H198V133H199ZM203 131V132H204ZM217 131V132H216ZM224 131V132H223ZM226 131V132H225ZM230 131V132H229ZM240 131V129H239V131L238 132H241ZM261 131V130H260ZM54 132V133H53ZM70 132V133H69ZM75 134H74V133ZM78 132V133H77ZM105 132V133H104ZM135 132H137V133H135ZM143 132V131H142ZM143 132V133H144ZM178 132H180V133H178ZM186 132V131H185ZM202 132V133H203ZM218 132H219V135H216V134H218ZM222 132V133H221ZM238 132H237V134H238ZM253 132V134H255V135H253L252 134V132H251V135L249 136L248 135V137H247V135H243V137H242V143L244 144V141L245 142H247L248 141V143H250L251 141H255V139H256V141H255V147L256 148H259V146L257 147V145H256V143H257V141L258 142H261L262 143V140H261V138L259 139V140H257V138H255V139H252L253 137H255L256 136V133H254ZM262 132H264V131H262ZM60 133V134H59ZM84 133H85V135H87V137L86 136H84ZM114 133H115V135L117 136V134L119 135V133H120V137L122 138V136H121V134L123 135V141H122V139L121 138H118V137H116L115 135H114ZM117 133V134H116ZM125 133V134H124ZM174 133V134H173ZM177 133L178 134H180V135H177ZM242 133V132H241ZM259 133V132H258ZM51 134V135H50ZM55 134V135H54ZM77 134V135H76ZM79 134V135H78ZM81 134V135H80ZM104 134V135H103ZM133 134H135L134 135V137L136 138H134L133 137ZM137 134V135H136ZM163 134V135H162ZM172 134V135H171ZM204 134H205V132H204ZM207 134H209V136L207 135ZM230 134V135H231ZM236 134V135H237ZM243 134V133H242ZM65 135H64V137H63V139H65ZM68 135V136H67ZM76 135V136H75ZM97 135V136H96ZM124 135L126 136V137H124ZM157 135V136H156ZM172 137H171V136ZM175 135H177V136H175ZM230 135H228V136H230ZM42 136V135H41ZM40 136V137H41ZM54 136V137H53ZM129 136V137H128ZM149 136V135H148ZM186 136H187V134H186ZM215 136H218V137H215ZM223 136V135H222ZM235 136V134L233 135V137ZM237 136H239V135H237ZM236 136V137H237ZM242 136V135H241ZM259 136V135H258ZM263 136V135H262ZM262 136H260V137H262ZM43 137V136H42ZM41 137V138H42ZM50 137V138H51ZM62 137H61V139H62ZM86 137V138H85ZM90 137H92V138H90ZM113 137H114V139H115V141H114V139H113ZM116 137V138H115ZM132 137V138H131ZM138 137V138H137ZM162 137V138H161ZM169 137V138H168ZM175 137V138H174ZM223 137H225V136H223ZM222 137V138H223ZM51 138V139H52ZM56 138V137H55ZM54 138V139H55ZM74 138H76V139H74ZM89 138V139H88ZM125 138V139H124ZM130 138V139H129ZM154 138H156V139H154ZM159 138V139H158ZM171 138V139H170ZM213 138H215V141H214V139ZM218 138V139H217ZM227 138V137H226ZM226 138H224V139H226ZM235 138V137H234ZM244 138V139H243ZM264 138V137H263ZM62 139V140H63ZM84 139H86V140H84ZM91 139H93V140H91ZM116 139H118V141H116ZM119 139H121V142L119 141ZM129 139V140H128ZM158 139V140H157ZM206 139V140H207ZM229 139H230V137H229ZM228 139V140H229ZM240 139H238V140H240ZM249 139H251V140H249ZM100 140V141H99ZM111 140H112V142H111ZM132 140V141H131ZM141 140H143V142L141 141ZM168 142H167V141ZM177 140V141H176ZM206 140H203V141H206ZM261 140V141H260ZM87 141V142H86ZM133 141H136V142H133ZM162 141V142H161ZM171 141V142H170ZM219 141V142H218ZM125 144H124V143ZM206 142H208V141H206ZM221 142V143H220ZM234 143L236 142V139L233 141ZM232 142V143H233ZM237 142H239V141H237ZM236 142V143H237ZM48 143H50L49 141H48ZM70 143V144H69ZM88 143H93L91 146H90V144H88L90 147H88V145L87 144ZM140 143H142V144H140ZM160 143V144H159ZM178 143V144H177ZM200 145H199V144ZM261 143H259V145L261 144ZM77 144V145H76ZM86 146H85V145ZM99 144V145H98ZM122 144V146H120ZM124 144V145H123ZM163 144V145H162ZM185 144V145H184ZM203 144H204V146H203ZM238 145H239V143H237ZM242 144V145H243ZM70 147V149H68L69 147ZM96 145H98L97 147H96ZM116 145H118V146H116ZM135 145V146H134ZM172 145V146H171ZM188 147H187V146ZM224 145L226 146H228V150H227V147H226V150L225 149H223V150H221V149H219V147L218 146H222V148H224ZM242 145H240L239 147H241L240 149H238L239 151H241V149H243V151L244 150H246V151H244L245 152V154L244 153H242V151H241V153H242V155H241V153H239L241 156H239V154L238 155H236L237 154V152L235 153V156H237V158L239 159V157H241V159H239V160H241L242 162L244 161L245 163H247V159H245V157L244 156H246V158H248L249 159V161H248V165H249V163H250V166H252L253 164H252V161H253V159H255V156H259V151H258V153H256L255 152V147H253L254 145H253V142L252 143H250V144H248L249 146H250V150L248 149V148H246L245 146H246V144H244V146H242ZM247 145V146H248ZM81 146V147H80ZM85 146V147H84ZM120 146V147H119ZM155 146V147H154ZM156 146H157V148H156ZM230 146H231V148H230ZM248 146V147H249ZM260 146H262V145H260ZM86 147H88V150L89 149H91V151L89 152V151H87V152H89L90 153V155L91 156H93L94 155V157H93V159H94V161L97 163V166L99 165V167L100 168H98V170H96L95 171V173H99V174H97L96 176H98V177H94V175L92 176L91 175V172H89L90 170H88V168L89 169H92L91 167H89L88 166V168L85 166L86 164H84V163H86V162H84V159H83V157L85 156V154H87V152L84 154V152L87 150L86 149ZM100 147V148H99ZM117 147V148H116ZM118 147H119V149H118ZM145 147H146V143H145ZM154 147V148H153ZM174 147V148H173ZM179 147V148H178ZM209 149V151L207 150V151H204L205 149ZM50 148H52V149H50ZM57 148V149H56ZM68 150H67V149ZM73 148V149H72ZM160 148H161V150H160ZM178 148V149H177ZM235 148V147H234ZM238 148V147H237ZM236 148V149H237ZM55 149H56V151H57V153H56V151H55ZM59 149V150H58ZM63 149V150H62ZM77 149V150H76ZM176 149V150H175ZM215 149V150H214ZM218 149V150H217ZM51 150V151H50ZM67 150V151H66ZM73 150V151H72ZM75 150H76V152H75ZM93 150V151H92ZM105 150V151H104ZM123 150V151H122ZM158 150V151H157ZM164 150H166L165 152H164ZM192 150H195V149H191V151ZM253 150H254V152L257 154V155H255V153L253 152ZM53 151V152H52ZM62 151H64L62 154L64 155H62L61 154V152ZM82 151H83V157H82ZM104 151V152H103ZM115 151V152H114ZM118 151V152H117ZM155 151H157V152H155ZM163 151V152H162ZM190 151V152H191ZM217 151H219V152H217ZM247 151H250V152H247ZM251 151H252V153L253 154H251ZM56 154H55V153ZM168 152H171V153H168ZM189 152V153H190ZM193 152V151H192ZM199 152H200V154H199ZM205 152V153H204ZM208 152H210V153H208ZM248 153V155H247V153ZM70 153V154H69ZM72 153V154H71ZM78 153V154H77ZM158 153H160V156H159V154ZM165 153H167V160H165V157L164 156H166V154ZM180 153V154H179ZM55 154V155H54ZM61 154V155H60ZM67 154H69L71 157L69 158V155H67ZM121 154V155H120ZM177 154H179V155H176ZM183 154H186V153H184L183 152ZM53 155V156H52ZM74 155H75V158H74ZM76 155H79V159H78V157L76 156ZM158 155V156H157ZM162 155H163V157H162ZM170 155H173V156H170ZM187 156H188V154H186ZM190 155V154H189ZM48 156V157H49ZM56 156V157H55ZM63 156V157H62ZM68 156V157H67ZM72 156H73V159L72 160H69V159H71L72 158ZM248 156V157H247ZM254 156V157H253ZM59 159H58V158ZM101 157V158H100ZM111 157H113V158H111ZM171 157H173V160H170L171 161V165L173 166V164L172 163H174V164H176L174 167H170V163H168V158L169 159H171ZM178 157V158H177ZM184 156H182L181 158H183ZM198 157H199V159H198ZM242 157H244V158H242ZM55 158H56V160H55ZM67 158V159H66ZM85 158V157H84ZM160 158V159H159ZM162 158H164V160L162 159ZM180 158V159H181ZM185 158V157H184ZM188 159H189V157H187ZM186 158V159H187ZM253 158V159H252ZM64 159V160H63ZM105 159V160H104ZM110 159V160H109ZM118 159H120V160H118ZM151 159V158H150ZM243 159V160H242ZM245 159V160H244ZM252 159V160H251ZM49 160V161H50ZM59 160H61V161H59ZM75 160V161H74ZM79 161V162H77V161ZM112 160L114 161H116V162H112ZM162 160V162H160ZM199 160V161H198ZM251 160V161H250ZM80 161H82L83 162V164H84V166H83V164H82V162H80ZM98 161V162H97ZM104 161L106 162V161H108V162H106V163H104ZM109 161H111V162H109ZM151 161H153V160H151ZM158 161V162H157ZM165 161H167V162H165ZM185 161V160H184ZM189 161V160H188ZM238 161V160H237ZM241 161H239V162H241ZM61 162V163H60ZM63 162V163H62ZM65 162V163H64ZM95 162H94V164H95ZM121 162V163H120ZM124 162H126V165L128 166H126V165H124V166H121V165H123V164H125ZM183 162V161H182ZM198 162V163H197ZM204 162V163H203ZM254 162V161H253ZM108 163V164H107ZM112 163V164H111ZM113 163H115L114 165H113ZM117 163H119V164H121V165H117L116 166V164ZM123 163V164H122ZM164 163V164H163ZM166 163V164H165ZM179 163V164H178ZM184 164H185V162H183ZM182 163V164H183ZM187 163V162H186ZM58 166H57V165ZM66 164V165H65ZM80 164H81V166H80ZM145 164H147L146 163V161H145ZM150 164V165H151ZM159 164V165H158ZM161 164V165H160ZM183 164V165H184ZM188 164V163H187ZM222 164V165H221ZM65 165V167H63ZM115 166L114 168H113V166ZM153 165H152V168H154L153 167ZM164 165H166V166H164ZM179 165V166H180ZM183 165H182V167H183ZM203 165V166H202ZM126 166V167H125ZM159 169H161V170H158V168ZM162 166V167H161ZM179 166H178V168H179ZM56 167V168H55ZM63 167V168H62ZM76 167L78 168V169H76ZM85 168V169H83V168ZM119 167V169H117ZM122 167H123V169H122ZM126 168V170H125V168ZM133 167V168H132ZM145 167V168H144ZM166 167V168H165ZM254 167V165L252 166V168ZM60 168V169H59ZM86 168H87V170H86ZM112 168V169H111ZM128 168H130L128 171H127V169ZM132 168V169H131ZM138 168L140 169L139 171H141L140 173H142L143 175H141L142 177L140 178V177H138V176H135V174H136V172L135 171H137L138 170ZM145 169V172L143 171L144 169ZM151 168V169H152ZM168 168V169H167ZM177 168V167H176ZM255 168V167H254ZM254 168L252 169V170H254ZM59 169V170H58ZM67 169V170H66ZM83 169V170H82ZM106 169V170H105ZM112 171H110V170ZM118 170L117 172H115V170ZM134 169V170H133ZM143 169V170H142ZM158 171H157V170ZM163 169H165V171H163ZM77 170H78V172H77ZM86 171V172H88L87 174L85 173V172H83V171ZM93 170V169H92ZM121 170H123L122 172H121ZM131 170V171H130ZM169 170V171H171V172H173L174 173V176L175 177H173V179H172V177H170L168 174H169V171H168V173H166L167 171ZM173 170V171H172ZM177 170V172H178V169H176ZM175 170V171H176ZM179 170H181V169H179ZM182 170H183V168H182ZM199 170V169H198ZM201 170V169H200ZM255 170H259V169H257V168H255ZM50 171V172H51ZM70 171H72V172H70ZM80 171H81V173H80ZM101 171V172H100ZM107 171H108V173L110 174V172L111 173H116V174H120L121 175V177L122 176H124V177H114V178H116L117 180H121V179H123V180H121L122 182L121 183H118V184H115V183H117V182H114L116 179H111V177L113 178V176H109V175H107L108 173H107ZM124 171H126L125 173H126V175H125V173H124ZM139 171H137V172H139ZM144 173H143V172ZM148 171V172H147ZM157 171V177H155V175H153V174H155V172ZM183 171H185V168H184V170ZM182 171V172H183ZM61 172H63V173H61ZM119 172V173H118ZM131 172H134V173H131ZM161 172H162V174H161ZM170 172V173H171ZM181 172V171H180ZM261 172V171H260ZM66 173V174H65ZM67 173L69 174V177L67 176ZM77 173H79L80 175H78ZM82 173H84L83 175H86V176H84V177H87V175H89L88 177H93V178H84L83 176H81L82 175ZM90 173V174H89ZM139 173V174H140ZM149 173H152L151 175H149V176H151V177H149V176H147ZM158 173H160V174H158ZM201 173V172H200ZM202 173H203V171H202ZM201 173V174H202ZM258 173L260 174V177L261 178H259V180L257 179V177H258ZM53 174V173H52ZM73 174L75 175V176H73ZM104 174H105V176H104ZM130 174H134V175H131V177L129 176ZM59 175V176H58ZM63 175V176H62ZM64 175H65V177H64ZM71 175V176H70ZM102 175H103V177H102ZM138 175V174H137ZM58 176V177H57ZM73 176V177H72ZM79 176V177H78ZM80 176L82 177L81 179L83 180V181H81V179H80ZM100 176V177H99ZM140 176V175H139ZM159 176V177H158ZM253 176V177H254ZM257 176V177H256ZM58 178V180L60 181V182H57L58 180H57V178ZM61 177H62V179H61ZM72 177V178H71ZM101 177L103 178V181H102V179H101ZM135 177H136V179H137V181H135ZM145 177H148V178H145ZM162 177V178H161ZM166 177V178H165ZM169 177H170V179L172 180V182H173V184L175 183V185H173V186H171V185H169V184H171L172 182L171 181H168V180H170L169 179ZM84 178V179H83ZM131 178V179H130ZM139 178V179H138ZM143 178H145V180L143 179ZM150 178H154L153 180L152 179H150ZM155 178H156V180H155ZM160 178H161V180H160ZM179 178V179H178ZM217 178V177H216ZM225 178H227V181L225 180ZM224 178V182H225V186H229V187H231L230 185H232L233 183V181H234V178H232V177H225ZM229 178V179H228ZM88 179V180H87ZM90 179H92V180H90ZM95 179V180H94ZM100 180V182L99 183H95V181L96 180ZM109 179H111V180H109ZM163 179H164V181H166L167 179V181H166V183H164V184H166V185H163L161 182H163ZM180 179H182V180H180ZM230 179H232V180H230ZM62 180H63V182H62ZM77 180H79L78 182H76ZM108 182H107V181ZM131 180V181H130ZM155 180V181H154ZM158 180H160V181H158ZM174 180L176 181V182H174ZM179 180V181H178ZM212 180H213V182H212ZM258 180V182H256ZM68 181H70V183H72V185L73 186H71L70 187V183H67ZM105 181V182H104ZM114 183H113V182ZM123 181H125L124 183H123ZM144 181H146V182H144ZM147 181H149L148 183H150V185L147 183ZM180 181L181 182H183V183H181L180 184ZM230 181H232V182H230ZM82 182H84V183H82ZM92 182V183H91ZM94 182V183H93ZM97 182V181H96ZM110 182H112L111 183V185L109 184ZM130 182V183H129ZM134 184H133V183ZM141 182V183H140ZM167 182H169L168 184H167ZM171 182V183H170ZM177 182H178V185H177ZM209 182V183H208ZM254 182H255V184H254ZM75 185H74V184ZM80 183V184H79ZM90 184V185H87V184ZM127 183H129L128 184V186H124V185H127ZM132 183V184H131ZM159 183H161V184H159ZM189 183H191V182H189ZM232 183V184H231ZM258 183V184H257ZM260 183V184H259ZM62 184V185H61ZM67 184H69V186H67ZM85 184H86V186H85ZM91 184H92V186H91ZM131 184V185H130ZM139 184V185H138ZM145 184V185H144ZM180 184V185H179ZM192 184V183H191ZM198 185V186H196V185ZM257 184V185H256ZM66 185V186H65ZM110 185V186H109ZM115 185V186H114ZM146 185L148 186L147 188H146ZM163 185V186H162ZM184 185V187L186 188H188L187 189V191H186V189L184 188V187H181V186H183ZM185 185H187V186H185ZM209 185L211 186V187H209ZM217 185V184H216ZM216 185L215 186H213V188L214 187H216ZM260 186V185H263V187L260 189V191L259 192H257L256 191V186ZM62 186H64V187H62ZM76 186V189L78 190V191H76V189H74L73 187H75ZM78 186H79V188H78ZM88 186L90 187V188H88ZM111 188V189H114V191H112L111 189H109V187ZM121 186H124V189H123V187H121ZM135 186V187H134ZM140 186V187H139ZM171 186V187H170ZM176 186V187H175ZM178 186H180L181 187V189H180V187L178 188ZM200 186H202V187H200ZM204 186V187H203ZM219 186H221V185H217V187H219ZM69 187V188H68ZM128 189H130V191H128L127 190V188ZM163 187V188H162ZM169 187V188H168ZM173 187H175V188H173ZM190 187L192 188V190H194L193 192H191V193H193V194H190L189 193V190H190ZM197 187V188H196ZM208 187V188H207ZM65 188V189H64ZM137 188V189H136ZM149 188H152V190H151V192L148 190ZM167 188H168V190H167ZM206 188V189H205ZM225 188V187H224ZM62 189V190H61ZM83 189V190H82ZM105 189H107V190H105ZM115 189H118V190H115ZM142 189L144 190L143 192H142ZM160 189H161V191H160ZM171 189H175L176 191V193L174 194L173 193V191H171ZM184 189H185V191H184ZM220 188H218L217 190H219ZM64 190V191H63ZM71 190H72V193H71ZM74 190V191H73ZM87 190H89V191H87ZM147 190V191H146ZM159 192H158V191ZM162 190H165V191H162ZM233 190H235L236 191V189H233ZM257 190H258V188H257ZM79 191H81V193L79 192ZM94 191V192H93ZM97 191V192H96ZM105 191V192H104ZM119 191V192H118ZM139 191H140V194H139ZM191 191V190H190ZM222 191V192H221ZM66 192V193H65ZM103 192V193H102ZM113 192H116L117 193V195H116V193H112ZM124 192V193H123ZM142 192V193H141ZM147 192V193H146ZM150 192V193H149ZM155 192H156V194H155ZM222 194H221V193ZM237 192V191H236ZM91 193H92V195H91ZM94 193V194H93ZM109 193H111V194H109ZM145 195H144V194ZM155 195H154V194ZM158 193V194H157ZM173 193V194H172ZM189 193V194H188ZM196 193V194H195ZM210 193V194H209ZM261 193V192H260ZM262 193H263V196H264V192L262 191ZM60 194V193H59ZM64 194V195H63ZM68 194H69V196H68ZM77 194V195H76ZM195 194V195H194ZM218 194H220V195H218ZM236 195H239V191H238V194L237 193H235ZM81 195V196H80ZM110 195H112V196H118L120 199H121V201H122V205L121 204H119L120 206H124V204L123 203H125V204H129L128 205V209L129 210H125V209H127V207L125 208V206H124V208H123V211L122 210H120V211H122V212H119V210H117V209H122V208H117L116 209V204L117 203H121L120 202V199H118L119 201H117V198L118 197H116V199H113V201L111 200L112 198H114V197H112L111 196V198L109 199V197H110ZM134 197H133V196ZM143 195V196H142ZM148 195V198L146 197ZM163 195H165V196H163ZM170 195H173V196H171V197H173L171 200H170V197L169 196ZM181 195V196H180ZM196 195H197V197H196ZM226 195H228L229 197H227ZM87 196V197H86ZM90 196H92V197H90ZM124 196V197H123ZM131 196V197H130ZM141 196V197H140ZM154 196V197H153ZM162 196V197H161ZM206 196V197H205ZM210 196V197H209ZM225 196H226V198H228L227 200H228V202L226 201L225 202V204H224V206H226V207H224L223 208V206H221V205H223V203H224V201H222L223 199H226L225 198ZM75 199H74V198ZM77 197V198H76ZM90 197V198H89ZM135 197H136V199H135ZM138 197V198H137ZM145 197V198H144ZM151 197H153V198H151ZM159 197L161 198V200L159 199ZM169 197V198H168ZM175 197V198H174ZM224 197V198H223ZM239 197V198H240ZM260 197H261V199L262 200H259L260 199ZM68 198V199H67ZM80 198V199H79ZM98 198H99V200H98ZM131 198V199H130ZM142 198V199H141ZM149 199V200H147V199ZM154 198H157V199H159L158 201H157V199H155V201L153 200ZM162 198H165L166 199V202H165V199L163 200ZM192 198V199H191ZM194 198V199H193ZM195 198H197L196 200H195ZM206 198V199H205ZM210 198V199H209ZM211 198L213 199V200H211ZM223 198V199H222ZM255 198H257V200L255 199ZM264 198V197H263ZM78 199V200H77ZM87 201H86V200ZM96 201H95V200ZM105 199V200H104ZM107 199V200H106ZM127 199H129L128 201H127ZM145 199V200H144ZM152 199V200H151ZM168 199H169V201H168ZM174 199V200H173ZM182 199V200H181ZM233 199V201H234V198H232ZM244 199H246V200H244ZM109 200V201H108ZM115 200H116V202H115ZM135 200V201H134ZM143 200V201H142ZM163 200V201H162ZM194 200H195V202H194ZM199 200H202V201H199ZM251 200H253V202H251ZM255 200H256V202H255ZM77 201H78V203H77ZM99 201V202H98ZM103 201H105L104 202V206H103V204H100V203H103ZM111 201V202H110ZM124 201V202H123ZM126 201H127V203H126ZM146 201V202H145ZM171 201V202H170ZM183 201V202H182ZM192 201V202H191ZM211 201V202H210ZM212 201H213V203H214V206L213 207H211L213 204H212ZM215 201V202H214ZM217 201V202H216ZM232 201V202H233ZM262 202V203H260V202ZM66 202H68V203H66ZM69 202H70V204H69ZM82 202V203H81ZM90 202V203H89ZM94 202V203H93ZM109 202V204H110V206H111V208H110V206L109 205H107V203ZM144 202L146 203L145 205H144ZM154 202H156L158 205H160L161 207H160V210L158 209L159 208V206H158V212L156 211V208L155 207H157L156 206V203H154ZM161 202H163V204L161 203ZM179 202H181V204H184V205H192V206H194V204H195V206L194 207H197V206H200V204L201 205H203V204H209V203H211L210 204V206H208L209 208L208 209H210V207L213 209L214 207L215 208H217L218 210H219V212H217V211H215L214 209L212 210L211 209V212H209V210L207 211V212H209V214H211L212 213V211H215L216 213V215H218V217H219V214H220V212H223V214L224 213H227V214H224L223 216H226L225 218L226 219H224L223 218V216H222V214H220V217H221V219H218V221L219 222H217V223H220L221 222V220H222V218H223V220H222V224H221V226H219L218 224H216V228H217V225L219 226L218 228H217V231L219 230V232H222V229L223 228H225L227 225V228L228 227H231V230H232V232L233 233H229V231H228V229L226 230H224V232L226 233L227 231V233L225 234V233H223V235H222V233H217L216 231H215V233H212L211 232V235L213 236L214 235V237H215V234L216 235H222L220 238H218L217 236V238L215 237V239H220V241H221V239H222V242H220L219 240L216 242L215 241V239H214V237H212V238H209V240H208V238L207 237H211V235L209 234V232L208 231H206V230H204L203 231V228H202V230L201 229H197L198 227L199 228H201V226H199V225H193V227L192 226H188V228L187 227H185L184 225H182V220H183V217H182V220H181V218H180V216H175L174 214H172V216L174 217H176V218H173V219H177L176 221H180V223L179 222H176V224H177V226H175V228L176 229H172V228H174V227H171V228H168V227H170V225L167 227L169 230H170V232H169V236H171V237H169L168 236V233H167V235H166V233H163L164 234V236H163V234H162V230L164 229H162V227H166L167 226V224L168 223H170V222H168L169 220H170V218L172 217L170 214H168V213H170V212H173L172 210L174 209V211H176V214L178 213H180V214H183L185 211H186V209L189 207V206H185V210H184V205H180L179 204ZM185 202H187V203H185ZM200 202V203H199ZM204 202V203H203ZM223 202V203H222ZM231 202V203H232ZM241 202V203H240ZM243 202V203H242ZM259 202V203H258ZM84 203V204H83ZM131 203H134L133 205L131 204ZM143 203V204H142ZM153 203V204H152ZM164 203H165V205H164ZM167 203V204H166ZM172 203V205H169V204H171ZM175 203H177L176 205H174ZM203 203V204H202ZM216 203H217V207H216ZM222 203V204H221ZM67 204H69L70 205V207H69V205H67ZM71 204H73V205H71ZM76 204H78V205H76ZM79 204H81L82 205V207H81V205H79ZM86 204L88 205V204H90L91 206V208L89 207V206H86ZM112 204V205H111ZM148 204H150V205H148ZM197 204H199V205H197ZM219 204H221L220 206L225 210V211H222V210H220L221 208L218 206ZM108 207H107V206ZM152 205H153V207H152ZM168 205V206H167ZM174 205V206H173ZM206 205H203V206H206ZM246 205V206H247ZM250 205V206H251ZM262 205V208H263V210H261L260 208H259V206H261ZM103 206V207H102ZM162 206H164V207H162ZM171 206V207H170ZM176 206V207H175ZM180 206V207H179ZM202 206V207H203ZM77 207V208H76ZM90 209H89V208ZM96 207V208H95ZM105 207V208H104ZM114 207V208H113ZM133 207H134V209H133ZM167 207H169V208H167ZM174 207V208H173ZM201 207V206H200ZM229 207V210L227 209ZM235 207V208H236ZM252 207L250 208V209H252ZM69 208V209H68ZM73 210H72V209ZM81 208V209H80ZM100 208V209H99ZM144 208H146V209H144ZM162 208V209H161ZM165 208L167 209V210H165ZM182 208V209H181ZM198 208V207H197ZM204 208V207H203ZM220 208V209H219ZM226 208V209H225ZM234 208V209H235ZM78 209V210H77ZM105 209V210H104ZM110 209H113V210H110ZM150 209H151V211H150ZM168 209H169V212H167L168 211ZM172 209V210H171ZM179 209V210H178ZM181 209V210H180ZM231 209V210H230ZM233 209V210H234ZM259 209L262 211L261 212V214L262 215H260V213H259V216H257L258 214L256 213L257 212V210L259 211ZM71 210V211H70ZM87 210V211H86ZM89 210H90V212H89ZM91 210H92V212H91ZM97 210V211H96ZM114 210H115V212H114ZM117 210V211H116ZM153 210H154V212H153ZM171 210V211H170ZM73 211H76L75 213H71V212H73ZM82 211V212H81ZM83 211H84V213H83ZM96 211V212H95ZM105 211V212H104ZM106 211H107V213H106ZM110 211H112V212H110ZM144 211V212H143ZM180 211V212H179ZM188 211H190V210H188ZM187 211V212H188ZM249 211V210H248ZM63 212V213H64ZM119 212V213H118ZM164 212H165V214H164ZM187 212H186V214H187ZM233 212V213H232ZM96 213V214H95ZM110 213L112 214V215H110ZM120 213H122V214H120ZM131 215V217L133 216V218L131 219V220H127L126 221V219L130 216L129 214ZM144 213V214H143ZM147 213V214H146ZM148 213L149 214H152V215H150V217H152V218H155V219H153L152 221H151V218L149 217V216H147V217H149V220L147 219V217H143V216H145V215H148ZM153 213L155 214L154 216H153ZM173 213H175V212H173ZM218 213V214H217ZM249 214L250 215V217H249V215H246V214ZM94 214V215H93ZM102 214V215H101ZM108 214V215H107ZM123 214H124V217H123ZM138 214H142V215H138ZM157 214V215H156ZM159 214V215H158ZM167 214V215H166ZM177 214V215H178ZM179 214V215H180ZM185 214V213H184ZM213 214H214V212H213ZM230 216H229V215ZM231 214H233V215H231ZM237 214V215H238ZM72 215H74V216H72ZM89 215V216H88ZM95 215H98L97 217L95 216ZM109 215H110V217H109ZM114 215V216H113ZM120 215V216H119ZM128 215V216H127ZM246 215V216H245ZM76 216V217H75ZM88 216V217H87ZM95 216V218H94V220H92L93 219V217ZM99 216H102V218H99ZM117 216V217H116ZM119 216V217H118ZM121 216L123 217V219L121 218ZM142 216V217H141ZM156 216H157V218H156ZM167 216V217H166ZM168 216H170V218L168 217ZM210 216V215H209ZM227 216H229L228 217V219H227ZM232 216V217H231ZM242 216H243V218H242ZM73 217V218H72ZM78 217L81 219V221H80V219H78ZM86 217H87V219H86ZM92 217V218H91ZM112 217V218H111ZM127 217V218H126ZM131 217H129V218H131ZM138 217V218H137ZM140 217H141V219L143 218V219H145L146 221L144 222V220L142 219V221H141V219H140ZM179 217V218H178ZM214 217H216L215 215L213 216V218ZM261 217V218H260ZM110 218H111V220H110ZM136 218V221H134V219ZM229 218H230V220H229ZM255 218H257V219H255ZM263 218V219H262ZM79 220L78 221V223H77V220ZM82 219H84V220H82ZM86 219V220H85ZM115 219V220H114ZM117 219V220H116ZM125 219V220H124ZM179 219V220H178ZM215 219H217V218H215ZM232 219V220H231ZM235 219V220H234ZM122 220V221H121ZM132 220L134 221V222H136V224H134V222H132ZM140 220V221H139ZM171 220H172V218H171ZM225 220H226V223L228 222V221H230V222H228L227 223V225H224V222H225ZM260 220V221H259ZM87 221V222H86ZM103 221V224L104 223H106V224H104L103 226H102V223H99V222H102ZM105 221V222H104ZM119 221V222H118ZM130 222L129 224L128 223H126V222ZM173 222H174V220H172ZM236 221L238 222V223H236ZM256 221V222H255ZM263 221V222H262ZM79 222H81V223H83V224H81V223H79ZM88 222H89V225H88ZM107 222H108V224H107ZM124 222V223H123ZM132 222V223H131ZM142 222V223H141ZM151 222H155V223H151ZM172 222V224H174ZM262 222V223H261ZM87 223V224H86ZM112 223V224H111ZM115 223V224H114ZM116 223H118V224H116ZM122 223H123V225H122ZM125 223H126V225L128 224V226H126L125 225ZM235 223V224H234ZM260 223H261V225H260ZM74 224H72V225H74ZM75 224V225H76ZM86 224V225H85ZM97 224H100V226L99 225H97ZM121 224V225H120ZM130 224H133L132 226L130 225ZM140 224V225H139ZM141 224H143V225H141ZM152 226H150V225ZM178 224H179V226H178ZM180 224H181V226H180ZM249 225V226H246V225ZM254 224V225H253ZM74 225V226H75ZM121 226V229H120V227L119 228H117V226ZM137 225H139V226H137ZM223 225L225 226V227H223ZM244 225V226H243ZM77 226V228H79ZM101 226L104 228V226L105 227H107V228H105L104 230H107V231H101L102 229H99V228H101ZM114 226H116L115 228H114ZM150 226V228H148ZM154 226V227H153ZM156 226V227H155ZM162 226V227H161ZM172 226V225H171ZM174 226V225H173ZM183 226V227H182ZM236 227V229L235 228H233V227ZM76 227V226H75ZM91 227V228H90ZM94 227H96L97 229H92V228H94ZM99 227V228H98ZM129 227H131V228H129ZM135 227V229H133ZM139 227V228H138ZM179 227H181V228H179ZM192 227V228H191ZM238 227V228H237ZM88 228V229H87ZM91 230H90V229ZM110 228V229H109ZM126 228H129V233H127V231H128V229L126 230ZM138 228V229H137ZM140 228H142L143 229V231H140L139 232V229ZM146 228V229H145ZM250 228H251V231H250ZM257 228H258V230H257ZM85 229H86V231H85ZM115 229H117V231H115ZM122 229H124V230H122ZM142 229H140V230H142ZM150 229H152V230H150ZM171 229H172V231H171ZM177 229H178V231H177ZM187 231H186V230ZM255 229V230H254ZM82 230V231H83ZM90 230V232L88 233L87 231H89ZM93 230V231H92ZM97 230H98V232H99V230H100V232L98 233L97 232ZM126 230V231H125ZM147 230V231H146ZM161 230V231H160ZM175 230V232H173ZM192 231V233L191 232H189V231ZM198 230H201V231H199L200 233L202 232L203 234H200V233H198ZM235 230V231H234ZM91 231L94 233V235H92V233H91ZM130 231H132V232H130ZM135 231H136V234H135ZM145 231L147 232V233H145ZM148 231H151V232H155V234H153V233H151V232H148ZM181 231H182V234H181ZM184 231V232H183ZM88 234H87V233ZM103 232V233H102ZM108 232V233H107ZM117 232V233H116ZM173 232V233H172ZM205 232H206V234H205ZM111 233V234H110ZM120 233H122V235L120 234ZM124 233V234H123ZM126 233V234H125ZM139 233V234H138ZM142 233V234H141ZM144 233V234H143ZM150 233V234H149ZM170 233L172 234V235H170ZM179 233V234H178ZM188 233V234H187ZM259 233V234H258ZM99 234H101V236L99 235ZM108 235V236H106V235ZM112 234H114L113 236H112ZM117 234V235H116ZM119 234V235H118ZM132 236H131V235ZM147 234V235H146ZM152 234V236H150ZM178 234V235H177ZM199 234L201 235V236H199ZM209 235V236H207V237H204L205 235ZM228 234H230V235H228ZM232 234H234V235H232ZM243 234V235H242ZM86 235H88L89 237H86ZM93 236L92 238H90L91 236ZM105 235V236H104ZM110 235V236H109ZM126 235V236H125ZM134 235V236H133ZM136 235V236H135ZM137 235H139V236H137ZM140 235L142 236V237H140ZM176 235H177V237H176ZM188 235V237H186ZM191 235V236H190ZM203 235V236H202ZM226 235H227V237H226ZM232 235V237L233 238H231L230 236ZM248 235V236H247ZM255 235H257V236H255ZM97 236V237H96ZM104 236V237H103ZM111 236L112 237H116V239H114V238H111ZM118 236V237H117ZM129 236V237H128ZM150 236V237H149ZM158 238H157V237ZM162 236V237H161ZM179 236H180V238H179ZM186 238H188V239H186ZM198 238H196V237ZM199 236V237H198ZM250 236H252V237H250ZM106 237H108V238H111L110 240L108 239V241H107V239H106ZM140 237V238H139ZM149 237V238H148ZM152 237V238H151ZM154 237V238H153ZM168 238V239H172L170 242L169 241H164V238ZM201 237H203V239H204V241H203V239L201 238ZM235 237V238H234ZM237 237V238H236ZM261 237V239H258V246H259V243L260 244H262V246H263V249H262V246H260L259 248L262 250V251H257V250H260V249H258V247H257V245H256V242H257V238H260ZM88 238V239H87ZM97 238V239H96ZM102 238V239H101ZM134 238V239H133ZM137 240H136V239ZM153 239V241L156 243V244H152V245H150L149 243H148V241H150L151 239ZM179 240H178V239ZM182 238V239H181ZM190 238V239H189ZM195 238H196V241H195ZM201 238V240H199ZM207 238V239H206ZM229 240H228V239ZM256 238V239H255ZM91 239H93L92 241H91ZM112 239H114V240H116L115 241V243H114V240H113V242L111 241ZM118 239V240H117ZM130 241H129V240ZM140 239V240H139ZM150 239V240H149ZM156 239L158 240V241H156ZM162 239V240H161ZM175 239H177V240H175ZM206 239V240H205ZM225 240V242H224V240ZM256 240V241H253V240ZM96 240H99V242L101 241V243H99L98 241H96ZM103 240V241H102ZM146 240V241H145ZM161 240V241H160ZM174 240L176 241V243L174 242ZM191 242H189V241ZM232 240V241H231ZM234 240V241H233ZM242 240V241H241ZM251 240V241H250ZM138 241V242H137ZM143 241V242H142ZM152 241V240H151ZM164 241V242H163ZM183 241H185V242H183ZM201 241V243H199ZM213 241V242H212ZM228 243H230V242H232V243H230L229 245H231V246H228V244H227V242ZM250 241V242H249ZM94 242H96V243H94ZM139 242H140V244H139ZM147 242V243H146ZM154 242H152V243H154ZM160 242H163L164 244H166V245H160V244H162V243H160ZM180 242V243H179ZM183 242V243H182ZM193 242V243H192ZM202 242H204V243H202ZM206 242H207V245H206ZM219 242V243H218ZM234 242V243H233ZM243 242V243H242ZM246 242V243H245ZM97 243H99V244H97ZM108 243V244H109ZM137 243V244H136ZM142 243V244H141ZM145 243V244H144ZM160 243V244H159ZM173 243H175L176 245H174ZM216 243H218V244H216ZM225 243V244H224ZM238 243V244H237ZM95 244V246H93ZM132 244H133V246H132ZM170 244H172L173 245V249L174 250H172L171 248H172V245H170ZM182 244V245H181ZM201 244V245H200ZM212 244V245H211ZM215 244V245H214ZM235 245V246H233V245ZM97 245V246H96ZM134 245H136V246H134ZM142 248V249H144V250H142L139 246ZM147 245V246H146ZM158 245H160V246H158L159 247V249L160 250H158V247L157 246ZM178 245H181V246H179L178 247ZM186 247V249H183V248H185L184 246ZM198 245H200V246H202V248H204V250H206L207 252L209 251V253L208 254H210V256H208V259H207V255H206V252H204L203 254H202V259L201 258H199V257H201V256H199L198 257V255H200L201 253H202V251H204V250H202V248H201V253H199L200 251H198ZM205 245V246H204ZM223 245V246H222ZM256 246V249H255V247H253V246ZM145 246V247H144ZM153 246H156V247H154V248H156V250H153ZM163 246H165V248L163 247ZM169 246V247H168ZM170 246H171V248H170ZM195 246V249H192V251H190V249L189 250H187L189 247L190 248H193ZM204 246V247H203ZM214 246V247H213ZM216 246H219V247H216ZM220 246H221V250H223V251H221L220 250ZM238 246V247H237ZM241 246V247H240ZM246 246V247H245ZM132 247V248H131ZM149 247H150V249H149ZM160 247H162V248H160ZM176 247H178V248H180V247H182V248H180V249H175ZM224 247V248H223ZM225 247H227V248H230L231 247V249L234 247V249H235V251H233V249L231 250L230 249V251H229V249H228V252L226 253V252H224L225 250ZM252 247V248H251ZM96 250H95V249ZM137 250H136V249ZM213 248V249H212ZM216 248V250H214ZM227 248H226V251H227ZM134 249V250H133ZM150 250V252L151 253H153L152 251H155L153 254H151L152 255V258H151V255L149 254V252H148V250ZM167 249H169V251H167ZM219 249V250H218ZM251 249L253 250L251 253H250V251H251ZM146 250V251H145ZM166 250V251H165ZM198 251L197 253V255H196V257H198L199 259H196L195 260V258H194V254H196V252L195 253H193L194 251ZM211 250V251H210ZM256 250V251H255ZM94 251V252H93ZM133 251H136V252H134V253H136V256H135V254L134 253H132ZM161 251V253H159ZM176 251H178L179 253H181V255L180 256H182L181 257V260H180V258H178L177 259V262H176V260H174V258H171V255H173L174 254V256L173 257H175V255L177 254V252ZM213 251L215 252L216 251V253H213ZM255 251V253H254V255L255 254H257V255H255V256H253V252ZM142 252V253H141ZM185 252V253H184ZM157 253V254H156ZM176 253V254H175ZM178 253V254H179ZM246 253V254H245ZM248 253H250V254H252V259L250 258V254H248ZM263 254V256H261L262 254ZM129 254V255H128ZM138 254H140V255H138ZM185 254V255H184ZM213 254H215V258L213 257L214 255ZM233 254H231V255H233ZM259 254H261V255H259ZM126 255V256H125ZM147 255H148V257H147ZM194 255V256H193ZM231 255H230V257H231ZM243 255V256H242ZM246 255V258L244 257ZM247 255H248V257H247ZM250 255V256H249ZM123 256H125V257H123ZM135 257V259H134V257ZM144 256V257H143ZM168 256H170V258L172 259H170ZM179 255H176V258L178 257ZM179 256V257H180ZM186 256H188V258L186 257ZM128 257H130V258H128ZM137 257V258H136ZM140 257H142V258H140ZM159 258V259H157V258ZM204 257H206V258H204ZM243 257V258H242ZM257 257V258H256ZM133 258V259H132ZM143 258H146V259H143ZM151 258V259H150ZM175 258V259H176ZM191 258V259H190ZM242 258V259H241ZM251 259V261H247V260H250ZM101 258H98V260L97 261H100V263H101V261H102V259L100 260ZM126 259V260H125ZM127 259H128V261H127ZM132 259V260H131ZM142 259H143V261H142ZM149 259V260H148ZM189 259V260H188ZM247 259V260H246ZM134 260L135 261H137V262H134ZM141 260V261H140ZM153 260V261H152ZM156 260V261H155ZM174 260V261H173ZM180 260V261H179ZM191 260V261H190ZM243 260H245V261H243ZM257 260V261H256ZM130 261H131V263H130ZM144 261H146V262H144ZM150 261V262H149ZM173 261V262H172ZM185 261V260H184ZM199 261H200V263H199ZM112 262V261H111ZM143 262V263H142ZM196 262V263H195ZM203 262V263H204ZM259 262V261H258ZM261 262H264V260L263 261H261L260 260V264H261ZM99 263V264H100ZM230 263V264H231ZM258 263V264H259ZM112 264V263H111ZM152 264H154V263H152ZM202 264V263H201Z\"/></svg>",
    "mask_w": 264,
    "mask_h": 264
},
{
    "label": "bare ground",
    "instance_id": "6f19581e",
    "mask_svg": "<svg viewBox=\"0 0 264 264\" xmlns=\"http://www.w3.org/2000/svg\"><path fill=\"white\" fill-rule=\"evenodd\" d=\"M33 1V0H32ZM56 1V0H55ZM61 1V0H60ZM65 1V0H64ZM80 1V0H79ZM78 1V2H79ZM83 1V0H82ZM81 1V2H82ZM93 1V0H92ZM94 1H96V0H94ZM108 1H110V0H108ZM112 1V3H110L111 5L109 6V5H107L108 6V8L110 7V9L112 8V10H115V8H114V6L115 7H117V5H116V3L117 4H119V1H122V0H115V1H113V0H111ZM117 1V2H116ZM124 1H126V0H124ZM26 2V1H25ZM101 2V1H100ZM18 3V2H17ZM55 3V2H54ZM61 3V2H60ZM65 3H67V2H65ZM87 3V2H86ZM122 3V2H121ZM130 3H133L132 5L133 6H135L136 4H140V6H141V11H140V13L137 11V13H134L135 14V17L137 18L138 17V19H139V21H140V18L141 17H144V19L145 20H143L144 21V25H146V27H143V28H141L140 27V29H138V32H137V34L140 32L141 34H143V35H139L138 37L136 36L137 34L136 33H134V35L136 36V38H134V39H138L137 41H139V38L141 39V40H147L146 41V43H144L145 44V46L146 47H148V46H150L151 47V49L148 47V49H146L145 47H143V48H145L146 50H148L147 52H149V49H150V51L152 50V48L153 47H155V49H153V50H155V52H157V50L159 49V46L161 47H165L166 49V51L165 50H163V51H160V52H162L163 53V55L167 52L168 53V59L167 60H169L170 58H171V60L170 61H164L165 62V64L164 65H162V67L161 68H163L164 66L165 67H167L166 65H169V64H171V63H174V60H177L178 61V59H181V61H183V63H184V61L185 62H187V65L185 64V66H183L184 67V70L185 71H188V72H183L182 70H183V68H182V74L181 73H179L176 69H177V67H180V66H178V65H175L176 63H178L177 61H175V64H173L174 66H173V70L176 72V73H174L175 75L174 76H172V80H170V77H171V75L170 74H172L171 72V69H170V67H167L168 69L167 70H169L170 69V72H169V75L170 76H168V71H167V74H166V72H164V71H161V73L163 72V74H161L160 73V70H159V67H158V70L159 71H156L155 70V67H154V69H152L153 67H152V65H151V72L149 71V72H147L149 75H151V73H153V71L152 70H154V73H153V75L156 73V72H158L157 74H159L160 75V78L159 79H161L159 82H161V81H163V80H165V82L163 81L162 82V85H163V83H165V85L166 86H169L170 88L171 87H174V86H176V84H177V86H178V84H179V82L181 81V83L182 84H180V85H184L183 87H186V89L188 88V89H190L191 91H193L192 93L193 94H189L188 92H189V90L187 91H185V92H187L188 94H189V96L187 95V93L185 94L186 96H187V98H188V106H180L181 108H179L178 106H177V104H176V102H175V104L173 103V104H171V102H169V98L171 99V97H169V95L167 96V94L165 93V96H167L166 98H164L165 96H162L164 99L162 100V98H161V95L162 94H164V93H162V91L163 90H165L166 91V89H164V86L163 87H161V84H159L158 83V89H161L162 91H160L159 92V95H158V90H156L155 92L153 91V90H151L150 91V93H148L149 94V98H150V95H151V93H152V95H151V97H154L153 95L154 94H157V96H156V98H159V100L161 99V103L159 102V100H156V99H154V98H151V99H149L148 97H146L147 99H148V102H147V108H148V106H151V108H149V109H145V107H144V105H143V107H144V110H142V109H140L139 111L137 110V114H135L134 115V117L136 118L137 116V118H138V122L136 123L135 121V118H134V120H132V122H134L135 124H138L139 125V128L137 127H134L135 129L134 130H136V129H139V130H136L137 132H141V133H139V136L141 137V139L143 138V136H142V134L145 136L144 137V142H143V140H141L142 142H143V149L141 148H139V151H140V154L138 155V156H133V155H129L128 156V153H126L125 151H123V152H121L122 153V155L121 156H124V157H120V158H124V160H126V159H128V161H126L127 162V165L128 166H130L131 164H133L134 166L136 165V166H138L139 164H140V166H142L141 164H143L144 166L145 165H148V162H151V163H154L155 162V158H158V157H154V156H152L153 154H150L149 155V153H150V151L148 152V150L147 149H149V148H147V143H150L151 141L153 142V140H151L150 141V139L152 138V136H153V134H150V133H146L145 134V132H144V130L146 131V129L148 130V129H150V128H148L147 127V124H145V123H148V121L147 120H149V119H147L148 117H147V115L146 114H153V112L155 111V110H157L156 108H157V103L153 106V105H150L151 104V102H150V104L148 105V103H149V101H153V99L157 102H159L158 104H159V106H160V109H159V111L162 113H160L159 115L161 116V118L159 119L161 122H159L160 123V125H161V123H162V125L160 126L161 128V130L163 131V132H165L166 134H167V132H169V130H170V128L172 127V126H174V121H178L177 119H180L181 118V120H183L184 122H182V123H176L175 122V124H176V126L177 125H181V124H183L184 126H185V128H186V130H185V128L183 127V131L184 132H181V133H184V134H182V135H180V134H178V133H180V132H178L177 133V135H180V136H182L181 138L180 137H178L179 138V141H181V140H184L185 141V139L183 138V137H187L186 139L188 140L187 141V145H191V146H193L194 144H195V142L197 141V142H199L200 143V141L202 142V143H205V144H207V146L206 147H208V144H209V148L211 149V150H213V148L215 147H217V145H215V138H213L214 139V144H212V145H214L213 146V148H211L212 146H210L211 144V142H209V139H211V137L210 138H206V132H208V133H210V131L212 132L213 131V129H210L209 128V126H206L207 127V129H206V131H204V130H202V132L204 131L205 132V134H204V132L202 133H200V131H201V129H203V128H206L205 126H203L204 124H203V121H205L204 119H206L207 118V116L205 117L203 114H205L206 115V113L207 112H205L206 111V109L208 108L206 105V103L205 102H208L207 100H205V96H208V95H211L210 94V88H209V85H208V89H209V91H208V89H206V87H207V79H208V74L206 73V72H208V73H210L211 74V76H213L212 75V73L211 72H213L214 74H216L217 75V73H229V74H231L233 71H231V67L233 66V65H235L234 67H232V68H234V69H236L237 67V65H238V61H240L239 59L240 58H242V57H239V59H238V55H240V54H242V53H244L246 56H247V59L244 61V63L245 64H243V63H240L239 65H238V67H241L242 65H249L248 67L246 66L245 67V69L247 70L248 68H250L251 67V69H253L252 67H254V70H253V72L254 73H256L257 72V77H259V81L258 82H260V86L258 85V84H256L257 86H256V88L254 87V83L253 82H255L256 81V79L255 80H253L254 79V77H251L252 78V80L253 81H250L251 82V84L249 83V85H251L250 87H254L255 89H259V88H261V90L259 89L258 90V92L259 91H261L260 93H257V97L256 98H258L259 99V104H257V106H258V108H260L258 111L257 110H255V112H256V114H257V116H254L255 115V113H253V111H250V112H252V115L254 116V118L252 117V115L251 114H249V118H248V114L246 113V112H248L247 110H248V108L250 107H248V108H246L245 106H247V104H245V105H243V103H244V101H242V102H239L240 100H242V99H240L239 98V96H241V97H243L244 95H245V91H244V89H241V91L243 90L244 91V93L242 94L241 93V95H240V93H239V96L237 95L238 94V90L237 89H240V88H242V87H237V89L235 90L234 88V90L235 91H238L237 92V94H236V92L234 93V94H227L228 96H229V100L231 101L232 99H230V98H233L234 96H235V98H237V96H238V98H239V101H238V103H240L239 105H240V107H241V103H242V106H244L243 108H244V110L246 111L245 113V115L247 116V118H248V120H247V123H245L246 125H244V122L241 120V116L240 115H242V114H240L239 112H238V116H237V118H236V115H237V112L236 113H233V114H235V121L237 122V119H238V122H237V125H236V122H235V125H234V127L235 128H237L236 130H237V132L239 131V129H240V131L242 130V128H240V127H243V129L245 128V126H246V129L249 127V128H251L250 130H254L255 128H253V127H255L256 126V131L254 132L253 130L252 131H249L248 130V132L247 133H249L250 132V135H251V132H252V134H253V132L254 133H256V136L255 137H253L252 139H255V138H257V140H259L260 138H261V140H262V143L261 142H258L257 141V143H256V145H257V147L259 146V148H256L255 147V141H256V139H255V141H251L250 143H252L253 142V147H255L254 149H255V152L256 153H258V151H259V156L257 157V156H255V159H253V161H252V164L254 165V167L255 168H257V169H259V170H255V168H254V170H252L253 168H252V166H250V163H249V165H248V161H249V159L248 158H246V156H244L245 157V159H247L246 161H247V163H245L244 161L242 162L241 160H239V159H241V157H239V159L237 158V156H235V153L237 152V154L236 155H238L239 153H241V151H242V153H244L245 154V152L244 151H246V150H244L243 151V149H241V151H239L238 149H240L241 147H239L240 145H242L243 143V141L241 140L242 139V137H243V135L246 133L244 130H242L241 132L243 133H241V132H238V134H237V132H235L233 129V124H232V120H233V116H232V113H231V111L233 112V110H234V105L233 106H231V104H232V102L230 103V101L228 100L227 101V103H230V105H227V103L225 102H223V99L226 97V98H228L227 96H225L226 94V92H228V90H226L225 91V89H227V87L225 88V89H223L224 88V86L225 85H223L224 83H222V84H219L220 82H217L218 84V86H216V84L214 83L213 84V81H212V83H211V85L213 86H216L217 87V89H218V92H219V90H220V88H221V90L223 89L225 92H223L224 94H222L221 93V90H220V94H216V93H218V92H216L217 90H215V89H213L212 91H215V94L217 95V97H216V95H214L215 96V99H219V95H223V97H222V95L220 96V98L222 99V101H221V103H223V105L225 104V105H227V106H231V108H233V110H231V108H230V115L232 116V118H231V121H230V123L232 124V126L230 125L229 127H230V129L232 128V133H233V135L235 134V138L233 137V135L231 134V133H229L228 135H230V136H228V135H226L225 133H223V134H221V136L219 135V132H218V134H216V135H219L220 137H219V141H221V139H222V141L224 140L225 142L224 143H222V145L223 144H228L230 141H231V139H232V141H231V145L232 146H234L235 144V148L234 147H232V149H229L228 150V146H229V144H228V146L226 145H224V148H222V146L220 147V146H218L219 147V149H221V150H223V149H225L226 150V147H227V150L229 151V152H227V151H224L223 150V153H221V155H219V157H217L218 158V162L219 163H222V164H224V165H222L223 167V169H222V173L220 172V171H216V172H212L211 170L210 171H206V170H202V169H205V167H201L200 165L202 164H200V165H197L196 164V158H195V156L197 155V153L196 152H198V151H196V150H200V149H202V148H200L201 147V145L200 146H198V148H200V149H198V148H194V147H189V150L191 151V149H195V150H192L191 152L190 151H188V152H185V150L183 149L184 147L182 146L183 144H181V143H185L184 141H181V142H179L180 143V145L182 146V148H181V150L184 152V153H186V154H188V156L186 155V154H183V152H180V153H182L181 155H179V154H177V155H179L180 156V158L182 157V156H184L183 158H179V160H182L183 162H185V164L181 161V165L179 166V165H177V166H175L176 164H174V163H172L173 164V166L171 165V161L170 160H173V157H171V159H169L168 158V163H170V167L172 168V167H174V168H172V169H174V173H175V175H176V177H182L183 178V181H185V178H186V180L187 181H185V182H187V185L189 186H193V189L195 188L194 187V182L196 181V179L198 178V177H200V178H202V180H204V178H208L209 177V179L211 178V177H214V179H216V180H214V182H215V185L217 184V185H221V186H219V187H217V185H216V187H214L213 188V186H215L213 183H211L213 186L211 187L210 185H209V187H211V188H209L208 190H210L211 189V191H213L212 193H217V191H220V190H224L222 193H224V192H227V194L229 193V192H233L234 194H232L231 193V195H230V197L232 196V195H235V196H237L238 198H237V200L238 199H241V197L240 196H246L247 194H248V192H249V195L248 196H253V197H249V198H247L246 197V199H254V197H257V195L258 194H262L261 196H262V199H264L263 197V193H262V191L264 192V190H261L260 191V189L263 187V185H260V186H256L255 188H256V191L257 192H259V193H257V194H253L254 192H255V190L253 189V187L251 188L250 187V184H252V182L250 181V180H253L254 181V179L253 178H255V176H254V173L255 174H257V172H259L260 174H261V177H264V132H262V131H264V121H263V119H264V0H132L131 2H130V0L128 1V3H123V4H130ZM2 4V3H1ZM19 4V3H18ZM68 4V3H67ZM89 4V3H88ZM108 4V3H107ZM115 4V5H114ZM135 4V5H134ZM145 4V5H144ZM177 4V5H176ZM186 4V5H185ZM191 4H202V5H197V8H194V9H197V11H193V8H192V6H191ZM61 5V4H60ZM93 5V4H92ZM91 5V6H92ZM98 6H99V4H97ZM103 5V4H102ZM143 5V6H142ZM174 5H176L177 6V8H180L181 6H182V8L180 9L181 11H182V14L180 13V10H178V9H176V10H178L179 12H177V11H175L176 13H178L177 14V17H175V15H173V14H175V13H173L172 12V8L175 10V8L173 7ZM187 5H188V8L190 7L191 9H192V11L193 12H191V10L189 9V12H191L192 14H191V16H190V13H188L187 14V12H188V8H186L187 7ZM12 6V5H11ZM15 6V5H14ZM30 6V5H29ZM90 6V5H89ZM120 6V5H119ZM129 6V5H128ZM133 6H131L130 5V7H133ZM138 6V5H137ZM148 7V9H146L145 7ZM175 6V7H176ZM184 6H186V7H184ZM6 7V6H5ZM46 7V6H45ZM67 7V6H66ZM65 7V8H66ZM74 7H76V6H74ZM103 7V6H102ZM139 7V6H138ZM137 7V8H138ZM145 8L144 10H142V8ZM183 7L185 8V12H186V14H185V12H183ZM202 7H203V9H202ZM1 8V7H0ZM9 8V7H8ZM7 8V9H8ZM81 8V7H80ZM95 8H96V6H95ZM107 8V9H108ZM114 8V9H113ZM118 8V7H117ZM116 8V9H117ZM140 8V7H139ZM201 8V10L200 11H198V9H200ZM206 8V9H205ZM7 9H6V11H7ZM31 9V8H30ZM62 9H64L63 8V6H62ZM205 9V10H204ZM1 10V9H0ZM11 10V9H10ZM13 10H15V9H13ZM21 10H23L22 8H21ZM36 9H34V11H35ZM38 10V9H37ZM67 10V9H66ZM74 10V9H73ZM92 10V9H91ZM104 10V9H103ZM130 10V9H129ZM134 10V9H133ZM173 10V11H174ZM203 10V11H202ZM33 11V12H34ZM93 11H94V5H93ZM100 11V10H99ZM105 11V10H104ZM103 11V12H104ZM109 11V10H108ZM136 11V10H135ZM134 11V12H135ZM202 11V12H201ZM62 12V11H61ZM83 12V11H82ZM194 12H196L197 14H195ZM198 12H200L201 14H199ZM20 13V12H19ZM22 13H23V11H22ZM21 13V14H22ZM66 13V12H65ZM68 13V12H67ZM77 13V12H76ZM96 13H98V14H96ZM96 13H95V15H97V16H99L100 15V12H97L96 11ZM132 13V12H131ZM173 13V14H172ZM179 13H180V15H179ZM193 13H194V16H192L193 15ZM202 13H204V14H206V15H204V14H202ZM13 14V13H12ZM23 14H26V15H29V14H27V13H23ZM31 14V13H30ZM35 14V13H34ZM41 14H43V13H41ZM55 14V13H54ZM199 14V15H198ZM8 15V14H7ZM26 15H23V16H26ZM59 15V14H58ZM66 15V14H65ZM109 15V14H108ZM116 15V14H115ZM195 15H197L196 17H195ZM201 15V18L202 19H204L203 21H202V24H201V21H199V16ZM203 15V16H202ZM36 16V15H35ZM35 16H33V18L35 17ZM61 16V15H60ZM134 16V15H133ZM132 16V17H133ZM174 17L175 18V20L173 21V23H174V25L175 24H177V22H176V20L179 22L180 20H183V18H184V21H182L181 23H183V22H186V23H184L185 24V26H183V24H181V26H179L180 25V23H178L177 25H175V26H173V24L172 25H170V26H173V27H170L169 26V23L170 22H172V21H170V19H171V17ZM184 16V17H183ZM188 16V17H187ZM189 16H190V20H188L189 19ZM2 17H5V16H2ZM14 17V16H13ZM27 17V16H26ZM29 17V16H28ZM70 17V16H69ZM85 17H86V14H85ZM101 17V16H100ZM107 17V16H106ZM105 17V18H106ZM116 17V16H115ZM173 17H172V19H173ZM179 17H181V19L179 18ZM8 17H6V19H7ZM24 18V17H23ZM30 18V17H29ZM104 18V19H105ZM180 19V20H178V19ZM199 18V19H198ZM2 18H0V20H1ZM11 19H12V17H11ZM26 19V18H25ZM143 19V18H142ZM141 19V20H142ZM188 20L189 22H187L186 20ZM193 21H192V20ZM196 19V20H195ZM201 19V20H202ZM9 20V19H8ZM4 21V20H1L0 21V264H99L100 263V261H97L98 260V258H101L102 259V261H101V263L100 264H125V262L126 261H123L124 260V258H123V260H121L122 259V255L125 253V254H127L128 252H127V250L129 251V244H127L128 246H126L125 244H121L122 243V240H121V243L119 242L120 241V238H119V241L117 242L116 240H114V239H116V237L114 238V237H112L114 234H112V236H111V238H114V239H112L111 241L113 242V240H114V243H115V241L117 242V243H115V244H112V243H104V244H102L101 243V241L99 242V240H96V241H98L99 243H101L100 244V246H99V248H97V250H99L97 253H99L101 256H99L98 258H96V257H94V255L92 254L91 255V243L89 242L90 241V239H89V241H87L86 239H84L85 237V235L83 236V233H84V230L82 231L81 230V228L76 224H74V223H72V221L73 222H75L74 220H69V215L67 216V213H70V212H64L63 210H64V206H66V204L64 205V199H63V197L64 196H61V192H59L58 190H59V188H58V190H57V188H56V186L54 185L53 186V178H54V176L56 175V174H54L55 173V171L53 172V171H51L50 170V166L51 165H53L52 163L50 164L49 162H52L51 160H50V157L51 156H49L48 155V148L46 147V146H49L50 147V145L51 144H53V148H54V146L55 145H57L56 147L58 148L59 146H61L60 148H62V146H64L65 144H66V142L64 143V141H66V139L68 138H66V133L67 132H65V134H63V135H61V136H59L60 138H59V140H57V136H58V134H54L55 135V139L54 138H52L51 136H46L45 134L46 133H44V134H39V132H37V130H39V129H37L39 126L36 124V126H35V123L33 124V120H32V115H30L29 113L30 112H28L27 110H29V109H27V107L25 106V104H24V102L26 103V101H23L21 98L23 97V95H21V97H19V92L17 91L18 90V88H17V86H16V81H15V72H16V68H17V63L16 62H14V61H12V59H11V63L13 64H11L10 62H9V58L8 57H13V55H14V53H15V51H16V53H17V50H18V52H20V50L22 51V50H24V49H29V43H25V42H27V41H29L30 42V40H31V43H30V46H32L33 47V43L32 42H34V33H36L37 32V28L38 27H40V26H38V27H36L37 25H35L34 23H35V21H34V23L33 22H31V24H29V26L27 25L28 23H30V22H27L26 24H25V22H24V20H23V25H22V23H21V25H22V27H21V29L23 28V26H24V33L26 34V36L25 37H22L21 35H22V33L23 32H21V34H20V26L18 25V24H16V23H14V22H12V21ZM22 20V19H21ZM34 20V19H33ZM35 20H37V19H35ZM56 20V19H55ZM106 20V19H105ZM105 20H103V23L105 22ZM120 20V19H119ZM129 20V19H128ZM134 20V19H133ZM2 21H3V23H2ZM38 21V20H37ZM36 21V22H37ZM107 21H108V19H107ZM106 21V22H107ZM111 21V20H110ZM109 21V22H110ZM117 21V20H116ZM200 23H199V22ZM22 22V21H21ZM49 22V21H48ZM70 22V21H69ZM138 21H136V23H137ZM192 22V23H191ZM196 23V24H194V23ZM47 23V22H46ZM58 23V22H57ZM89 23V22H88ZM102 23V22H101ZM112 23V22H111ZM115 23V22H114ZM146 23V24H145ZM188 23H191V24H188ZM199 23V24H198ZM80 24V23H79ZM141 24H142V22H141ZM140 24V25H141ZM171 24V23H170ZM186 24H188V27H189V25H190V29H191V26L193 27V29H191V30H194V29H196L195 31L197 32H195V31H193V32H195V33H193V35H189L190 33L189 32H191V30L188 28L187 29V25ZM192 24H194V26L192 25ZM118 25V24H117ZM198 25H200V26H198ZM19 26V27H18ZM48 26H49V24H48ZM195 26H197V28L195 27ZM6 27V28H5ZM83 27H85V26H83ZM82 27V28H83ZM109 27V26H108ZM123 27V26H122ZM175 27V28H174ZM177 27V28H176ZM53 28V27H52ZM139 28V27H138ZM174 28V29H173ZM199 28V29H198ZM40 29L42 30V28L40 27ZM137 29V28H136ZM184 29H187L188 30V32H187V30H184ZM198 29V30H197ZM39 30V29H38ZM40 30V31H41ZM112 30V29H111ZM114 30V29H113ZM120 30V29H119ZM126 30V29H125ZM55 31V30H54ZM86 31V30H85ZM89 31H90V29H89ZM99 31H100V29H99ZM121 31H122V29H121ZM134 32V31H133ZM133 32H132V35H133ZM86 33V32H85ZM89 33V32H88ZM94 33H96V32H94ZM107 33V32H106ZM122 33H124L125 34V32H122ZM189 33V34H188ZM192 33V32H191ZM119 34H121V33H119ZM196 36H195V35ZM45 35V34H44ZM51 35V34H50ZM71 34H69V36H70ZM79 35V34H78ZM106 35V34H105ZM109 35V34H108ZM123 35V34H122ZM121 35V36H122ZM127 35H130L131 36V34H127ZM127 35H126V37H123V41L125 40L126 41V39H127ZM95 36V35H94ZM97 36H98V34H97ZM110 36V35H109ZM130 36H128V40H130L131 39V37ZM148 36H151V37H148ZM36 38V37H35ZM39 38V37H38ZM99 38V37H98ZM101 38H103V37H101ZM105 38V37H104ZM109 38V37H108ZM111 38V37H110ZM118 38V37H117ZM116 38V39H117ZM130 38V39H129ZM37 39V38H36ZM36 39H35V43H36ZM94 39V38H93ZM112 39V38H111ZM111 39H109V40H111ZM12 42L13 40H15L14 42H18V41H23V42H20V43H24V45L23 46H21V44L19 43V46H18V44H16V43H12L11 45H13L14 46V48H13V46H10V41ZM17 40V41H16ZM38 40V39H37ZM68 40V39H67ZM85 40V39H84ZM92 40V39H91ZM104 40V39H103ZM107 40V39H106ZM108 40V41H109ZM118 40V39H117ZM119 40H121V38L119 39ZM127 40V41H128ZM155 40V41H154ZM99 41V40H98ZM112 41V40H111ZM122 41V42H123ZM124 41V42H125ZM148 41H152V42H148ZM154 41V42H153ZM157 41V42H156ZM10 42V43H9ZM58 41L56 40V43H57ZM71 42H73V41H70V43ZM100 42V41H99ZM131 42H132V40H131ZM136 42V41H135ZM140 42V41H139ZM158 44H156V43ZM52 43H53V41H52ZM79 43V42H78ZM81 43V42H80ZM101 43V42H100ZM100 43L98 44V45H100ZM141 43V42H140ZM153 43V44H152ZM242 43H244V44H242ZM26 44H28V46L26 45ZM93 44V43H92ZM102 44H104L103 42H102ZM109 44V43H108ZM113 44H115V42L113 43ZM123 44V43H122ZM133 44V43H132ZM144 44H139L140 46H141V48H140V46L138 47L137 46V48H140V49H142V46L144 45ZM146 44H148V45H146ZM39 45V44H38ZM87 45V44H86ZM116 45V44H115ZM137 45H138V42H137ZM153 45V46H152ZM243 45H244V47H243ZM246 45V46H245ZM16 46H18V47H16ZM26 46V47H25ZM35 46V45H34ZM37 46V45H36ZM51 46H52V44H51ZM71 46V45H70ZM73 46H75V45H73ZM105 46H106V44H105ZM112 46V45H111ZM110 46V44L107 46V49H108V47L110 48L111 47ZM126 46V45H125ZM158 46V47H157ZM243 47V50L245 49V47H246V51L247 52H243L242 51V53H238V55H237V53H236V51H238V52H240V49H238V48H242ZM19 47H23V48H19ZM28 47V48H27ZM45 47V46H44ZM77 47V46H76ZM113 47H114V45H113ZM117 47H118V45H117ZM116 47V48H117ZM123 47V46H122ZM135 47H136V44H135ZM157 47V48H156ZM35 48V47H34ZM38 48V47H37ZM75 48V47H74ZM73 48V49H74ZM104 48H106V47H104ZM128 48V47H127ZM168 48V49H167ZM14 49V50H13ZM16 49V50H15ZM30 49H32V51H33V48H31L30 47ZM72 49V48H71ZM77 49V48H76ZM107 49H105V50H107ZM114 49V48H113ZM157 49V50H156ZM161 49V48H160ZM39 50V49H38ZM48 50V49H47ZM81 50H82V47H81ZM120 50V49H119ZM119 50H117V51H119ZM126 50V49H125ZM134 50V49H133ZM162 50V49H161ZM168 50L170 51V52H168ZM244 50V51H245ZM37 51V50H36ZM36 51H33V53H36ZM40 52H41V50H39ZM44 51H45V49H44ZM76 51V50H75ZM78 51H79V49H78ZM86 51V50H85ZM104 51V50H103ZM102 51V52H103ZM108 51V50H107ZM113 52H115L114 50H112ZM135 51V50H134ZM141 51H144V49H142ZM159 51V50H158ZM30 52V51H29ZM46 52V51H45ZM73 52V51H72ZM72 52H71V55H73L72 54ZM88 52H90L89 50H88ZM100 52V51H99ZM147 52H144V54L145 53H147ZM152 52V51H151ZM32 52H31V54H30V56L33 54ZM65 53V52H64ZM70 53V52H69ZM84 53H86V52H84ZM153 53H154V51H153ZM171 54V56H170V54ZM232 53H234V54H232ZM23 54H24V52H23ZM26 55H28V53H25ZM37 55H38V51H37V53H36ZM45 53L43 52V55H44ZM75 54V53H74ZM89 54V53H88ZM103 54V53H102ZM102 54L100 53V56H98L97 54H96V56H98L99 57V59L101 58V56H102ZM119 54V53H118ZM117 54V55H118ZM133 54V53H132ZM148 54V53H147ZM155 54V53H154ZM22 55V54H21ZM25 55V56H26ZM34 55V54H33ZM114 55H116V54H113V56ZM162 55V54H161ZM245 55H244V58H245ZM16 56H17V54H16ZM35 56V55H34ZM47 56H49V55H47ZM73 56H75V55H73ZM78 56H79V54H78ZM103 56H104V54H103ZM102 56V58H107L106 57V53H105V56L103 57ZM128 56V55H127ZM159 56V55H158ZM157 56V57H158ZM170 56V57H169ZM234 56H237L236 58L234 57ZM241 56V55H240ZM23 57V56H22ZM29 57V56H28ZM36 57V56H35ZM39 57V56H38ZM45 57V56H44ZM154 57H155V55H154ZM19 58V57H18ZM21 58V57H20ZM24 58V57H23ZM23 58H21V59H23ZM26 58V57H25ZM31 58H33V57H31ZM31 58H29L30 60H32ZM43 58V57H42ZM66 58V57H65ZM87 57H85V59H86ZM105 58H104V60L103 59H100V60H103V61H101V64H103L104 63V66H107V65H109L110 66V64L112 63H110V62H108V60H107V64H105L106 63V61H105ZM123 58V57H122ZM133 58V57H132ZM176 58V59H175ZM28 59V58H27ZM44 59V58H43ZM117 59H118V56H117ZM137 59V58H136ZM140 59V58H139ZM159 59H160V57H159ZM159 59H154V60H159ZM243 59V58H242ZM18 60V59H17ZM68 60V59H67ZM70 60V59H69ZM75 60V59H74ZM114 60V59H113ZM119 60V59H118ZM134 60V59H133ZM160 60H162V59H160ZM164 60H165V57H164ZM173 60V61H172ZM22 61V60H21ZM33 61V60H32ZM36 61H38V60H36ZM35 61V62H36ZM42 61V60H41ZM77 61V60H76ZM85 61V60H84ZM92 61V60H91ZM96 61L98 62V59H96ZM112 61V60H111ZM163 61V60H162ZM161 61V62H162ZM77 62H79V61H77ZM80 62H81V60H80ZM121 62H122V59H121ZM131 62V61H130ZM134 62H135V60H134ZM133 62V63H134ZM136 62H138V61H136ZM135 62V63H136ZM169 64H168V63ZM171 62V63H170ZM15 63V64H14ZM21 63V62H20ZM26 63V62H25ZM27 63H28V61H27ZM30 63V62H29ZM45 63V62H44ZM73 63V62H72ZM99 63H100V61H99ZM108 63H110V64H108ZM113 63H115V62H113ZM112 63V64H113ZM127 63V62H126ZM125 63V64H126ZM132 63V62H131ZM144 63H146V62H144ZM152 63H154V61L152 62ZM182 63V62H181ZM36 64V63H35ZM39 64V63H38ZM86 64V63H85ZM88 64H90V62L88 63ZM96 65H98V63H95ZM111 64V65H112ZM121 64V63H120ZM122 64L123 65H125L123 62H122ZM138 64V63H137ZM157 64H158V62H157ZM16 65V66H15ZM19 65V64H18ZM34 65V64H33ZM68 65V64H67ZM100 65V64H99ZM98 65V66H99ZM117 65V64H116ZM129 65H130V63L128 62V64H127V67H129ZM135 65L136 64H132V66L134 67H131L130 66V68H133V70L135 69ZM141 65V64H140ZM156 65V64H155ZM159 65H160V63H159ZM181 65H183V64H181ZM188 65H190V66H192V68H190V70L189 69H186V67H190V66H188ZM30 68H31V65H28ZM28 66H26V68L28 67ZM101 66H103V65H101ZM100 66V67H101ZM126 66V65H125ZM139 65H137V67H138ZM143 66V65H142ZM142 66H140V67H142ZM19 67H21V66H19ZM92 67V66H91ZM108 67V66H107ZM121 67V68H120ZM124 67V66H123ZM123 67L122 66H119V68L120 69H123ZM136 67V68H137ZM176 69H175V68ZM195 67V69H193ZM99 68V67H98ZM102 68V67H101ZM149 68V67H148ZM160 68V69H161ZM197 68V69H196ZM243 66H242V71H240L241 73L243 72V71H246L245 69L243 70ZM36 68H34V70H35ZM40 69V68H39ZM61 69V68H60ZM103 69V68H102ZM101 69V70H102ZM119 69V70H120ZM140 68H137L136 70H139ZM166 69V68H165ZM180 69V68H179ZM230 69V70H229ZM24 70H25V68H24ZM31 70V69H30ZM38 70V69H37ZM67 69H65V71H66ZM107 70V69H106ZM117 70V69H116ZM118 70V71H119ZM132 69H129V71H131ZM142 70V69H141ZM140 70V71H141ZM164 70V69H163ZM191 70L193 71V70H195L194 71V73L192 74L191 73ZM249 70V69H248ZM247 70V71H248ZM96 71L97 70H95L94 72H95V74H96ZM103 71V70H102ZM114 71V70H113ZM117 71V72H118ZM122 72L123 71H125V69L124 70H121ZM126 71H128V70H126ZM128 71V72H129ZM146 71V70H145ZM166 71V70H165ZM197 71V72H196ZM246 71V72H247ZM23 72V71H22ZM28 72V71H27ZM40 71H37V73H39ZM67 72V71H66ZM92 72V71H91ZM106 72H108V70L106 71ZM111 72V71H110ZM116 72V71H115ZM127 72V73H128ZM201 72H205V73H201ZM240 72L238 73L239 75H240ZM78 73V72H77ZM103 73H105V71L103 72ZM134 74H136L135 72H133ZM132 73V74H133ZM142 73V72H141ZM145 73V72H144ZM245 73V72H244ZM244 73H243V76H245L244 75ZM33 74H34V71H33ZM40 74V73H39ZM111 74V73H110ZM114 74H116V73H114ZM120 74V73H119ZM123 74V73H122ZM131 74V73H130ZM131 74V75H132ZM133 74V75H134ZM139 74V73H138ZM146 74V73H145ZM185 74V75H184ZM195 74V75H194ZM205 77V75H208L207 76V78L205 79L204 77V80L202 81V75ZM219 74V75H220ZM246 74H248V73H246ZM251 73H249V75H250ZM27 75V74H26ZM41 75V74H40ZM40 75H38V76H40ZM43 75V74H42ZM41 75V76H42ZM59 75H60V72H59ZM100 75H101V73H100ZM105 75H106V73H105ZM109 75V74H108ZM137 75V74H136ZM140 75V74H139ZM151 76L150 78H154V77H159L158 75H154V76ZM163 75H165V76H163ZM219 75L218 76H213V77H211V78H209L208 79V81L210 80V79H213V78H216V77H219ZM235 75V74H234ZM239 75H238V77H239ZM242 75V74H241ZM252 75H253V73H252ZM252 75H250V76H252ZM23 76V75H22ZM33 76V79H34V75H32ZM37 76V77H38ZM68 76H69V74H68ZM102 77H103V75H101ZM107 76V75H106ZM105 76V77H106ZM110 77H111V75H109ZM108 76V78H110ZM113 76V75H112ZM115 76V75H114ZM116 76H117V74H116ZM145 76V75H144ZM168 76V77H167ZM221 76V75H220ZM224 76H226V75H224ZM236 76V75H235ZM31 77V76H30ZM97 77V76H96ZM99 77V76H98ZM119 77V76H118ZM117 77V78H118ZM127 77V76H126ZM130 77H132V76H130ZM134 77V76H133ZM133 77H132V79H133ZM175 77V78H174ZM222 77V76H221ZM228 77H229V75H228ZM241 78H242V76H240ZM249 77V76H248ZM248 77H247V79H248ZM41 78H43V77H41ZM79 78V77H78ZM99 78H101V77H99ZM129 78V77H128ZM126 79V80H129V79ZM141 78L143 79V77L141 76ZM164 78V79H163ZM230 78H232V77H230ZM240 78V79H241ZM256 78V77H255ZM21 79V78H20ZM37 79V78H36ZM36 79H34V80H36ZM52 79V78H51ZM62 79V78H61ZM94 79V78H93ZM116 79V78H115ZM115 79H112V77H111V80H112V82H114L115 81ZM123 79V78H122ZM146 79V78H145ZM169 79V80H168ZM219 80H220V78H218ZM224 79V78H223ZM247 79L245 80V78H243V80H245V82H248L247 81ZM50 80V79H49ZM97 80H99L98 78H97ZM109 80V79H108ZM114 80V81H113ZM125 80V81H126ZM138 80H139V78H138ZM147 80V79H146ZM156 80V79H155ZM168 80V81H167ZM174 80H175V82H174ZM234 80H235V78H234ZM233 80V81H234ZM237 80V79H236ZM239 80V79H238ZM37 81V80H36ZM41 81V80H40ZM40 81H39V83H40ZM106 79H105V83H106ZM110 81V80H109ZM116 81L117 82H121L120 80H117L116 79ZM123 81V80H122ZM134 81V80H133ZM132 80H130V83H133L134 84V82H133ZM140 81V80H139ZM138 81V82H139ZM141 81H143V80H141ZM151 81V80H150ZM171 82V81H173L172 83H170L171 85H169L168 84V82ZM176 81H178V82H176ZM218 81V80H217ZM221 81V80H220ZM230 81V80H229ZM241 81V80H240ZM18 82V81H17ZM29 82V81H28ZM33 82V81H32ZM79 82V81H78ZM86 82V81H85ZM97 82V81H96ZM100 81H98V83H99ZM102 82V81H101ZM112 82H109V83H111V85L113 84H115V83H112ZM124 82V81H123ZM143 82H145L146 83V81H143ZM148 82V81H147ZM210 82V81H209ZM245 82H243L244 84H242V82L240 83V82H238L237 81V83H240L241 85H244V86H246V88H247V84L245 83ZM257 82V81H256ZM19 83V82H18ZM22 83V82H21ZM26 83V82H25ZM38 83V82H37ZM39 83H38V85H39ZM129 83V82H128ZM140 83V82H139ZM156 82H154V84H155ZM167 83V84H166ZM227 83H229L230 84V86H231V83L232 82H227ZM226 83V86H228V84ZM234 83V82H233ZM90 84V83H89ZM103 84V83H102ZM108 84V83H107ZM123 84V83H122ZM126 84V83H125ZM239 84V85H240ZM253 84V85H252ZM33 85V84H32ZM31 85V86H32ZM111 85H109V86H111ZM128 85V84H127ZM130 85V84H129ZM149 85H150V83H149ZM174 85V86H173ZM219 85H222V86H220L219 87ZM36 86L37 85H35L34 87L36 88ZM48 86V85H47ZM84 86V85H83ZM90 86V85H89ZM100 86H102V85H100ZM103 86H104V84H103ZM108 86V85H107ZM106 86V87H107ZM108 86V87H109ZM115 86V85H114ZM117 86V88H118V90H115V92L116 93H121V88H123V87H121L122 85H120V86H118V85H116ZM212 86H211V88H212ZM229 86V87H230ZM234 86V85H233ZM243 86V87H244ZM95 87V86H94ZM120 87V88H119ZM132 87V86H131ZM135 87V86H134ZM145 87V86H144ZM149 87V86H148ZM161 87V88H160ZM181 87V86H180ZM228 87V88H229ZM249 87V86H248ZM259 87V88H258ZM52 88V87H51ZM64 88V87H63ZM99 88H101V87H99ZM112 88V90L114 89L113 87H111ZM143 88V87H142ZM166 88V87H165ZM193 88V89H192ZM254 88H251V90L252 89H254ZM26 89H28V88H26ZM30 89H32V88H30ZM40 89V88H39ZM73 89V88H72ZM89 89V88H88ZM116 89V88H115ZM119 89H120V92H117V91H119ZM132 89V88H131ZM157 89V88H156ZM169 89V88H168ZM167 89V90H168ZM172 89V88H171ZM175 89V88H174ZM195 89V90H194ZM232 89V88H231ZM32 90H34L35 91V89H32ZM45 90V89H44ZM54 90V89H53ZM59 90V89H58ZM83 90V89H82ZM98 90V89H97ZM100 90V89H99ZM107 90H109L108 88H107ZM124 90V88L122 89V91ZM125 90H126V88H125ZM155 90V89H154ZM184 90H185V88H184ZM234 90H232V91H234ZM248 90H249V88H248ZM250 90V91H251ZM77 91V90H76ZM89 91V90H88ZM95 91V90H94ZM101 91V90H100ZM127 91V90H126ZM125 91V92H126ZM130 91V90H129ZM170 91V90H169ZM212 91H211V93H212ZM240 91V92H241ZM254 91H256V90H254ZM38 92H39V90H38ZM41 92V91H40ZM43 93H44V91H42ZM46 92V91H45ZM91 92V94H93V95H95L94 94V92L93 91H90ZM103 92H104V90H103ZM105 92H106V90H105ZM124 92V93H125ZM132 92V91H131ZM130 92V93H131ZM142 92H143V90H142ZM148 91H146V93H147ZM157 92V93H156ZM174 92H177V91H174ZM174 92H172V93H174ZM184 92V91H183ZM184 92V93H185ZM207 92H209V93H207ZM230 92H231V90H230ZM252 92H253V90H252ZM22 93H23V91H22ZM25 93V92H24ZM27 93V92H26ZM60 93V92H59ZM65 93V92H64ZM97 93H98V91H97ZM129 93V92H128ZM133 93H136V92H134L133 91ZM140 93V92H139ZM154 93V94H153ZM206 93V94H205ZM232 93V92H231ZM100 94V93H99ZM115 94V93H114ZM121 94H123V92L121 93ZM121 94H120V96H121ZM148 94H146V96L148 95ZM161 94V95H160ZM170 94V93H169ZM175 94V93H174ZM213 94H214V92H213ZM252 94V93H251ZM256 93H253L252 95H255ZM32 95V94H31ZM35 95H36V93H35ZM60 95V94H59ZM105 95V94H104ZM112 95H113V92H112ZM129 95V94H128ZM138 95V94H137ZM137 95H136V97H137ZM234 95V96H233ZM243 95V96H242ZM246 95H249V93L248 94H246ZM251 95V97L250 96H248L249 98H251L250 99V101H249V99L248 100H246V101H249V102H252L254 99H256V98H254L253 96ZM258 95L260 96V98L258 97ZM30 96V95H29ZM34 96V95H33ZM40 96V98H42V96H44V95H39ZM119 96V97H120ZM175 96V95H174ZM177 96H178V93H177ZM225 96V97H224ZM231 96H233V97H231ZM24 97H26L25 96V94H24ZM23 97V98H24ZM48 97H49V95H48ZM52 97V96H51ZM54 97V96H53ZM83 97V96H82ZM88 97V96H87ZM86 97V98H87ZM96 97V96H95ZM113 97V96H112ZM117 98H118V95L116 96ZM131 97V96H130ZM134 97V96H133ZM144 97V96H143ZM169 97V98H168ZM208 97H210V96H208ZM212 97H213V95H212ZM247 96H246V98H248ZM253 97V98H252ZM39 98V99H40ZM44 98V97H43ZM93 98V97H92ZM101 99H102V97H100ZM132 98V97H131ZM174 97L172 96V99H173ZM192 98V99H191ZM225 98V99H226ZM238 98L237 99H234L233 98V100L235 101H237L238 100ZM25 99V98H24ZM73 99V98H72ZM120 99V98H119ZM122 99V98H121ZM120 99V100H121ZM127 99H130V98H127ZM137 99V98H136ZM140 99V98H139ZM144 99V98H143ZM207 99V98H206ZM210 99H211V97H210ZM209 98H208V100H210ZM213 99V98H212ZM218 99L217 100H213L214 101V103H219V105H220V101H218ZM220 99V100H221ZM245 99V98H244ZM258 99H257V101H258ZM38 100V99H37ZM52 100V99H51ZM125 100V99H124ZM32 101V100H31ZM42 101V100H41ZM46 101V100H45ZM47 101H49V99H47ZM55 101H56V99H55ZM70 101H71V99H70ZM106 101V100H105ZM131 101V100H130ZM129 101V102H130ZM134 101V100H133ZM139 101V100H138ZM144 101H147L146 99L144 100ZM174 101V100H173ZM178 101H180V99L178 100ZM217 101V102H216ZM226 101V100H225ZM254 101H256V100H254ZM51 102V101H50ZM74 102H76V100H74ZM103 102V101H102ZM140 102V101H139ZM142 102V101H141ZM140 102V103H141ZM181 102V101H180ZM179 102V103H180ZM35 103V102H34ZM68 103V102H67ZM66 103V104H67ZM112 102H110V104H111ZM113 103H114V101H113ZM118 103V102H117ZM131 103V102H130ZM140 103H137V105L138 104H140ZM146 104V102H143L142 104ZM155 103V102H154ZM153 102H152V104H154ZM246 103V102H245ZM36 104V103H35ZM46 104H47V102H46ZM54 104V103H53ZM52 104V105H53ZM56 104V103H55ZM71 104H72V102H71ZM74 104V103H73ZM77 104V103H76ZM102 104V103H101ZM115 104V103H114ZM125 104H128V102L126 101L125 102ZM251 104V110H252V108H254V104H255V109L257 108L256 107V103L255 102H253V105H252V103H250ZM44 105H45V102H44ZM49 105V104H48ZM51 105V104H50ZM214 105V104H213ZM212 105V106H213ZM249 105V104H248ZM47 106V105H46ZM45 106V107H46ZM114 106V105H113ZM122 106V105H121ZM134 106V105H133ZM136 106V105H135ZM208 106H210L209 104H208ZM226 106V107H227ZM235 106H237V107H239L238 106V104H235ZM35 107V106H34ZM59 107V106H58ZM64 107H65V105H64ZM112 107V106H111ZM123 107V106H122ZM138 107H140V106H138ZM142 107V108H143ZM207 107V108H206ZM214 107V106H213ZM212 107V108H213ZM217 107H218V105H217ZM239 107V108H240ZM54 108V107H53ZM56 108V107H55ZM103 108V107H102ZM109 108V107H108ZM120 108V107H119ZM124 108V107H123ZM129 108H131V107H129ZM135 108V107H134ZM211 108V107H210ZM209 108V109H210ZM215 108H216V106H215ZM220 108H222V107H220ZM219 108V109H220ZM225 107H223V109H224ZM242 108V107H241ZM243 108H242V112H244V110H243ZM66 109V108H65ZM104 109V108H103ZM110 109V108H109ZM116 109V108H115ZM125 109V108H124ZM162 109V110H161ZM222 109V110H223ZM226 109H228V107L226 108ZM33 110V109H32ZM35 110V109H34ZM40 110V109H39ZM46 110V109H45ZM57 110V109H56ZM67 110V109H66ZM128 110V109H127ZM132 110V111H131ZM130 110V113H129V111H127V112H125V114L126 113H129L128 115H130V114H134V109H131ZM136 110V109H135ZM154 110V111H153ZM214 110V108L212 109V110H210V111H213ZM229 110V109H228ZM42 111V110H41ZM51 111V110H50ZM52 111H54V110H52ZM60 111V110H59ZM64 111V110H63ZM103 111V110H102ZM121 111V110H120ZM208 111V110H207ZM215 111H216V109H215ZM218 111V110H217ZM226 111V110H225ZM234 111H237V110H234ZM33 112H35V111H33ZM38 112V111H37ZM43 112V111H42ZM69 112V111H68ZM76 112V111H75ZM74 112V113H75ZM114 112V111H113ZM117 112H118V110H117ZM123 112V113H124ZM155 112H158V111H155ZM220 112L221 111H219L218 113H219V118H223L224 116H222L221 117V114H220ZM227 112L228 111H226V114H223V111H222V114L223 115H226V117L227 116H230L229 114L227 115ZM259 112H260V114H259ZM51 113V112H50ZM53 113V112H52ZM55 114H56V112H54ZM60 113V112H59ZM66 113V112H65ZM73 113V114H74ZM120 113V112H119ZM136 113V112H135ZM208 113H210L209 111H208ZM215 113V112H214ZM92 114V113H91ZM210 114H212V113H210ZM217 114V113H216ZM39 115V114H38ZM37 115V116H38ZM50 115V114H49ZM58 115V114H57ZM93 115V114H92ZM119 115V114H118ZM122 114H120V116H121ZM124 115V114H123ZM127 115V116H128ZM154 115V114H153ZM159 115H157V116H159ZM162 115H164L165 116V118H164V116L162 117ZM213 115H215V114H213ZM218 115V114H217ZM260 115V116H259ZM41 116V115H40ZM55 116V115H54ZM54 116H52V117H54ZM71 116V115H70ZM79 116V115H78ZM119 116V117H120ZM127 116L125 115V117L127 118ZM151 116V115H150ZM177 116V117H176ZM216 116V115H215ZM213 117V118H216V117ZM240 116V117H239ZM39 117V116H38ZM64 117V116H63ZM75 117V116H74ZM123 117V116H122ZM153 116H151L150 117V121L152 122V121H154L153 120V118H152ZM175 117V118H174ZM203 117V118H202ZM209 117V116H208ZM226 117H225V119H226ZM242 117H244L243 115H242ZM257 117H258V120H259V117H260V121H262V122H259V121H257L256 119H257ZM263 119H262V118ZM56 118V117H55ZM136 118V119H137ZM169 120H168V119ZM172 120H174V121H172ZM211 118V117H210ZM218 118V117H217ZM216 118V119H217ZM228 118V117H227ZM39 119V118H38ZM46 120H47V118H45ZM80 119H81V117H80ZM123 119V118H122ZM128 119V118H127ZM131 119V118H130ZM147 119V120H146ZM155 119V118H154ZM156 119L158 120V118L156 117ZM156 119H155V121H156ZM168 121H167V120ZM228 119H230V117L228 118ZM252 119H254V120H252ZM166 120V121H165ZM207 120V119H206ZM209 120V119H208ZM207 120V121H208ZM240 120L243 122V125L241 126L239 123H240ZM54 121H55V119H54ZM66 121V120H65ZM79 121V120H78ZM149 121V122H150ZM163 121H165V124H172V125H169V126H171L170 128H167L166 129V125L164 126L163 125ZM212 121H213V119H212ZM217 121H218V119H217ZM219 121H222V120H219ZM212 122L213 123V125H214V123H217V124H215V125H217L216 127H218V128H214V130H216V129H219V126H221V124H220V122ZM244 121H246V119L244 120ZM248 121H250V122H252L253 124H252V127L250 126V124L251 123H249ZM254 121V122H253ZM41 122V121H40ZM43 122V121H42ZM96 122V121H95ZM127 122V121H126ZM130 122V121H129ZM128 122V123H129ZM131 122V125H130V123H129V125H130V128L133 126L132 124H134V123H132ZM157 122V121H156ZM172 122V123H171ZM227 122V121H226ZM225 122V123H226ZM258 122H259V124H258ZM39 123V122H38ZM49 123V122H48ZM56 123V122H55ZM61 123H63L62 121H61ZM159 123H157V125H159ZM185 123V124H184ZM208 123H210V121H208ZM229 123V122H228ZM228 123L226 124V125H223V126H227L228 125ZM254 123L256 124V125H254ZM43 124V123H42ZM50 124V123H49ZM64 124V123H63ZM71 124V123H70ZM69 124V125H70ZM119 124V123H118ZM153 124V123H152ZM155 124V123H154ZM242 124V123H241ZM40 125V124H39ZM56 125H57V123H56ZM74 125V124H73ZM81 125V124H80ZM97 125V124H96ZM129 125H128V127L127 128H129ZM150 125V124H149ZM148 125V126H149ZM209 125V124H208ZM211 125V124H210ZM213 125H211V126H213ZM240 125V126H239ZM247 125H248V127H247ZM51 126H52V124H51ZM118 126H120V125H118ZM125 126V125H124ZM126 126H127V124H126ZM125 126V127H126ZM164 126V127H163ZM203 126V127H202ZM258 126H260V127H258ZM43 127V126H42ZM44 127H46V126H44ZM61 127H63V126H61ZM75 127V126H74ZM82 127V126H81ZM80 127V128H81ZM120 127H123V125H121ZM182 127V126H181ZM215 127V126H214ZM229 127H227V128H229ZM262 127V128H261ZM52 128H54V126L52 127ZM56 128V127H55ZM67 128V127H66ZM75 128H77V127H75ZM74 128V129H75ZM97 128V127H96ZM155 128V127H154ZM156 128H157V126H156ZM178 128H180V126H178ZM227 128L225 129V127H224V129L225 130H227ZM37 129V130H36ZM60 129V128H59ZM106 129V128H105ZM133 129V128H132ZM153 129V128H152ZM159 129V127H158V130H160ZM229 129V130H230ZM258 129V130H257ZM50 130H51V128H50ZM53 130V129H52ZM57 130V129H56ZM56 130L54 131L55 133H57L56 132ZM66 130V129H65ZM112 130V129H111ZM156 130V129H155ZM168 130V131H167ZM175 130V129H174ZM180 130H181V128H180ZM197 130V131H196ZM200 130V131H199ZM223 130V129H222ZM261 130V131H260ZM43 131H44V129H43ZM47 131V130H46ZM49 131V130H48ZM60 131V133H61V129L59 130ZM69 131V130H68ZM71 131V130H70ZM114 131V130H113ZM118 131V130H117ZM144 133H143V132ZM151 131V130H150ZM154 131V130H153ZM157 131V130H156ZM198 131H199V133H198ZM218 131V130H217ZM216 131V132H217ZM245 133H244V132ZM53 132V133H54ZM64 132V131H63ZM76 132V131H75ZM137 132H135V133H137ZM152 132V131H151ZM172 132V131H171ZM177 132V131H176ZM224 132V131H223ZM226 132V131H225ZM230 132V131H229ZM259 132V133H258ZM59 133V134H60ZM70 133V132H69ZM74 133V132H73ZM78 133V132H77ZM105 133V132H104ZM222 133V132H221ZM75 134V133H74ZM117 134V133H116ZM125 134V133H124ZM174 134V133H173ZM186 134H187V136H186ZM211 134V133H210ZM239 135V136H237V135ZM43 137H42V136ZM51 135V134H50ZM64 135H65V139H63V137H64ZM77 135V134H76ZM75 135V136H76ZM79 135V134H78ZM81 135V134H80ZM104 135V134H103ZM114 135H115V133H114ZM119 135H120V133H119ZM118 134H117V136L116 137H118V138H121L120 136H119ZM134 135L135 134H133V137H134ZM137 135V134H136ZM149 135V136H148ZM152 135V136H151ZM163 135V134H162ZM168 135V134H167ZM172 135V134H171ZM170 135V136H171ZM177 135H175V136H177ZM208 136H209V134H207ZM212 135V134H211ZM225 136V137H223V136ZM242 135V136H241ZM245 135H247V134H245ZM244 135V136H245ZM249 135V134H248ZM248 135H247V137H248ZM249 135V136H250ZM253 135H255V134H253ZM259 135V136H258ZM263 135V136H262ZM42 138H41V137ZM63 136V137H62ZM68 136V135H67ZM84 136H86L87 137V135H85V133H84ZM97 136V135H96ZM121 136H122V138H123V135L121 134ZM157 136V135H156ZM213 136V135H212ZM237 136V137H236ZM260 136H262V137H260ZM52 139H51V138ZM61 137H62V139H61ZM85 137V138H86ZM115 137V138H116ZM124 137H126L125 135H124ZM129 137V136H128ZM136 137V136H135ZM134 137V138H135ZM172 137V136H171ZM215 137H218V136H215ZM223 137V138H222ZM227 137V138H226ZM229 137H230V139H229ZM241 139H240V138ZM246 137V136H245ZM246 137V138H247ZM90 138H92V137H90ZM121 138V139H122ZM132 138V137H131ZM138 138V137H137ZM162 138V137H161ZM169 138V137H168ZM175 138V137H174ZM224 138H226V139H224ZM74 139H76V138H74ZM89 139V138H88ZM113 139H114V137H113ZM121 139H119V141L121 142ZM125 139V138H124ZM130 139V138H129ZM128 139V140H129ZM136 139V138H135ZM154 139H156V138H154ZM159 139V138H158ZM157 139V140H158ZM171 139V138H170ZM207 139V140H206ZM218 139V138H217ZM229 139V140H228ZM236 139V142L237 141H239V142H237V143H239V145L235 142H233L234 140ZM238 139H240V140H238ZM244 139V138H243ZM84 140H86V139H84ZM91 140H93V139H91ZM200 140V141H199ZM203 140H206V141H208V142H206V141H203ZM249 140H251V139H249ZM260 140V141H261ZM48 141L50 142V143H48ZM100 141V140H99ZM114 141H115V139H114ZM116 141H118V139H116ZM122 141H123V139H122ZM132 141V140H131ZM150 141V142H149ZM167 141V140H166ZM177 141V140H176ZM211 141H212V139H211ZM218 141V142H219ZM221 141V142H222ZM87 142V141H86ZM111 142H112V140H111ZM133 142H136V141H133ZM151 142V143H152ZM162 142V141H161ZM168 142V141H167ZM171 142V141H170ZM220 142V143H221ZM233 142V143H232ZM122 143V142H121ZM124 143V142H123ZM145 143H146V147H145ZM217 143V142H216ZM250 143H248V141L247 142H245L244 141V144H246V148H250V146L248 145V144H250ZM259 143H261L260 145H262V146H260L259 145ZM55 144V145H54ZM70 144V143H69ZM87 144V143H86ZM88 144H90V146L93 144V143H88ZM87 144V145H88ZM125 144V143H124ZM123 144V145H124ZM140 144H142V143H140ZM160 144V143H159ZM178 144V143H177ZM244 144L242 145V146H244ZM77 145V144H76ZM85 145V144H84ZM99 145V144H98ZM98 145H96V147L98 146ZM163 145V144H162ZM185 145V144H184ZM186 145V146H187ZM249 147H248V146ZM52 146V145H51ZM68 146V145H67ZM86 146V145H85ZM84 146V147H85ZM89 145H88V147H90ZM116 146H118V145H116ZM120 146H122V144L120 145ZM119 146V147H120ZM135 146V145H134ZM172 146V145H171ZM203 146H204V144H203ZM69 147V146H68ZM81 147V146H80ZM88 147H86V151L84 152V154L87 152V151H91V149H89L88 150ZM119 147H118V149H119ZM155 147V146H154ZM153 147V148H154ZM188 147V146H187ZM238 147V148H237ZM56 148V149H57ZM100 148V147H99ZM117 148V147H116ZM147 148V149H146ZM156 148H157V146H156ZM174 148V147H173ZM179 148V147H178ZM177 148V149H178ZM204 148V147H203ZM230 148H231V146H230ZM237 148V149H236ZM46 149H48L47 151H46ZM50 149H52V148H50ZM56 149H55V151H56ZM67 149V148H66ZM68 149H70V147L68 148ZM67 149V150H68ZM73 149V148H72ZM205 149V148H204ZM251 149V148H250ZM249 149V150H250ZM258 151H257V150ZM53 150V149H52ZM59 150V149H58ZM63 150V149H62ZM66 150V151H67ZM77 150V149H76ZM76 150H75V152H76ZM160 150H161V148H160ZM176 150V149H175ZM203 150V149H202ZM209 151V149L207 148V149H205L204 151ZM215 150V149H214ZM218 150V149H217ZM51 151V150H50ZM73 151V150H72ZM93 151V150H92ZM105 151V150H104ZM103 151V152H104ZM158 151V150H157ZM157 151H155V152H157ZM166 150H164V152H165ZM201 151V150H200ZM53 152V151H52ZM64 151H62L61 152V154L63 153ZM89 152H87V154H85V156L83 155V151H82V157H83V159H84V162H86V163H84V164H86L85 166L88 168V166L89 167H91L92 169H89L88 168V170H90L89 172H91V175L93 176L94 175V177H98V176H96L97 174H99V173H95V171L96 170H98V168H100L99 167V165L97 166V163L94 161V159H93V157H94V155L93 156H91L90 155V153ZM115 152V151H114ZM118 152V151H117ZM163 152V151H162ZM190 152V153H189ZM217 152H219V151H217ZM247 152H250V151H247ZM246 152V153H247ZM253 152H254V150H253ZM254 152V153H255ZM55 153V152H54ZM56 153H57V151H56ZM55 153V154H56ZM65 153V152H64ZM168 153H171V152H168ZM205 153V152H204ZM208 153H210V152H208ZM242 153H241V155H242ZM255 153V155H257ZM54 154V155H55ZM60 154V155H61ZM66 154V153H65ZM70 154V153H69ZM69 154H67V155H69ZM72 154V153H71ZM78 154V153H77ZM159 154V156H160V153H158ZM166 154V156H164L165 157V160H167V153H165ZM190 154V155H189ZM199 154H200V152H199ZM251 154H253L252 153V151H251ZM63 155V154H62ZM176 155V154H175ZM176 155V156H177ZM240 154H239V156H241ZM247 155H248V153H247ZM49 156V157H48ZM53 156V155H52ZM64 156V155H63ZM62 156V157H63ZM77 157H78V159H79V155H76ZM158 156V155H157ZM170 156H173V155H170ZM243 156V155H242ZM56 157V156H55ZM68 157V156H67ZM71 156L69 155V158H70ZM162 157H163V155H162ZM187 157H189V159L187 158ZM244 157H242V158H244ZM248 157V156H247ZM254 157V156H253ZM58 158V157H57ZM74 158H75V155H74ZM101 158V157H100ZM111 158H113V157H111ZM151 158V159H150ZM178 158V157H177ZM187 158V159H186ZM59 159V158H58ZM67 159V158H66ZM73 159V156H72V158L71 159H69V160H72ZM76 159V158H75ZM160 159V158H159ZM163 160H164V158H162ZM198 159H199V157H198ZM244 159V160H245ZM251 159V160H252ZM50 160V161H49ZM55 160H56V158H55ZM64 160V159H63ZM80 160V159H79ZM105 160V159H104ZM110 160V159H109ZM118 160H120V159H118ZM151 160H153V161H151ZM185 160V161H184ZM189 160V161H188ZM200 160V159H199ZM198 160V161H199ZM238 160V161H237ZM243 160V159H242ZM250 160V161H251ZM59 161H61V160H59ZM75 161V160H74ZM77 161V160H76ZM145 161H146V163L147 164H145ZM239 161H241V162H239ZM77 162H79V161H77ZM80 162H82V161H80ZM94 162H95V164H94ZM98 162V161H97ZM106 162H108V161H106ZM105 161H104V163H106ZM109 162H111V161H109ZM112 162H116L115 160L113 161L112 160ZM126 162H124L125 164H123V165H121V164H119V163H117L116 164V166L119 164V165H121V166H124V165H126ZM158 162V161H157ZM160 162H162V160L160 161ZM165 162H167V161H165ZM188 164H187V163ZM61 163V162H60ZM63 163V162H62ZM65 163V162H64ZM121 163V162H120ZM151 163H149V169L147 168L146 170H149V172H152V171H154L153 169H155V164L153 165V164H151ZM184 165H183V164ZM198 163V162H197ZM204 163V162H203ZM82 164H83V162H82ZM84 164H83V166H84ZM108 164V163H107ZM112 164V163H111ZM115 163H113V165H114ZM138 164V165H137ZM151 164V165H150ZM164 164V163H163ZM166 164V163H165ZM57 165V164H56ZM66 165V164H65ZM65 165L63 166V167H65ZM112 165V166H113ZM126 165V166H127ZM133 165H131V166H133ZM152 165H153V167L154 168H152ZM159 165V164H158ZM161 165V164H160ZM182 165H183V167H182ZM54 166V165H53ZM53 166H52V170L54 169L53 168ZM58 166V165H57ZM80 166H81V164H80ZM125 166V167H126ZM127 166V167H128ZM130 166V167H131ZM136 166L134 167V169L136 168ZM164 166H166V165H164ZM178 166H179V168H178ZM203 166V165H202ZM62 167V168H63ZM115 166H113V168H114ZM124 167V168H125ZM143 167V166H142ZM157 167V166H156ZM162 167V166H161ZM177 167V168H176ZM56 168V167H55ZM79 168V167H78ZM77 167H76V169H78ZM83 168V167H82ZM87 168H86V170H87ZM133 168V167H132ZM131 168V169H132ZM145 168V167H144ZM143 168V169H144ZM152 168V169H151ZM158 168V167H157ZM166 168V167H165ZM182 168H183V170H184V168H185V171H183L182 170ZM60 169V168H59ZM58 169V170H59ZM83 169H85V168H83ZM82 169V170H83ZM112 169V168H111ZM117 169H119V167L117 168ZM115 170V172H117L118 170ZM122 169H123V167H122ZM130 168H128L127 169V171L129 170ZM133 169V170H134ZM141 169V168H140ZM139 168H138V170L137 171H139L140 170ZM142 169V170H143ZM162 169V168H161ZM161 169H159L158 168V170H161ZM168 169V168H167ZM176 169H178V172H177V170ZM179 169H181V170H179ZM199 169V170H198ZM201 169V170H200ZM55 170V169H54ZM67 170V169H66ZM106 170V169H105ZM110 170V169H109ZM120 170V169H119ZM125 170H126V168H125ZM152 170V171H151ZM157 170V169H156ZM157 170V171H158ZM176 170V171H175ZM51 171V172H50ZM111 171V170H110ZM123 170H121V172H122ZM131 171V170H130ZM137 171H135L136 172V174L134 173V172H131V173H134L135 174V176H138V177H142L141 175H143L142 173H140L141 171H139V172H137ZM144 172H145V169L143 170ZM142 171V172H143ZM157 171L155 172V174H153V175H155V177H157L156 175V173H157ZM163 171H165V169H163ZM167 171V170H166ZM169 171V170H168ZM168 171L166 172V173H168ZM181 171V172H180ZM183 171V172H182ZM202 171H203V173H202ZM251 171H257V172H251ZM261 171V172H260ZM70 172H72V171H70ZM77 172H78V170H77ZM83 172H85L86 174L88 173V172H86L85 170L83 171ZM101 172V171H100ZM112 172V171H111ZM110 172V174L108 173V171H107V175H109V176H113V178L111 177V179L113 180V179H116V178H114V177H121V175L120 174H116V173H111ZM126 171H124V173H125ZM129 172V171H128ZM143 172V173H144ZM148 172V171H147ZM171 171H169V176L170 177H175L174 176V173L173 172H171ZM202 174H201V173ZM53 173V174H52ZM61 173H63V172H61ZM80 173H81V171H80ZM119 173V172H118ZM127 173V172H126ZM126 173H125V175H126ZM140 173V174H139ZM146 173V172H145ZM153 173V172H152ZM152 173H149L147 176H149V175H151ZM258 173V177H257V179L259 180V178H261L260 177V174ZM66 174V173H65ZM78 175H80L79 173H77ZM84 173H82V175L81 176H86V175H83ZM90 174V173H89ZM134 174H128L130 177H131V175H134ZM138 174V175H137ZM158 174H160V173H158ZM161 174H162V172H161ZM178 174H180L179 176H178ZM100 175V174H99ZM140 175V176H139ZM59 176V175H58ZM57 176V177H58ZM63 176V175H62ZM67 176L69 177V174L67 173ZM71 176V175H70ZM73 176H75L74 174H73ZM72 176V177H73ZM80 176V179L82 178ZM89 175H87V177H88ZM104 176H105V174H104ZM254 176V177H253ZM56 177V178H57ZM64 177H65V175H64ZM71 177V178H72ZM79 177V176H78ZM87 177H84L85 179L87 178ZM100 177V176H99ZM102 177H103V175H102ZM101 177V179H102V181H103V178ZM122 177H124V176H122ZM121 177V178H122ZM149 177H151V176H149ZM159 177V176H158ZM170 177H169V179H170ZM173 177H172V179H173ZM195 177H197V178H195ZM217 177V178H216ZM225 177H232V178H234V181L232 182V181H230V182H232L231 184L232 185H230L231 187H229V186H225L226 184H225V180L227 181V178H225ZM83 178V179H84ZM88 178H93V177H88ZM145 178H148V177H145ZM145 178H143L144 180H145ZM162 178V177H161ZM161 178H160V180H161ZM166 178V177H165ZM224 178H225V180H224ZM228 178V179H229ZM61 179H62V177H61ZM111 179H109V180H111ZM131 179V178H130ZM139 179V178H138ZM149 179V178H148ZM150 179H152V178H150ZM154 179V178H153ZM152 179V180H153ZM179 179V178H178ZM57 180H58V178H57ZM88 180V179H87ZM90 180H92V179H90ZM95 180V179H94ZM121 180H123V179H121ZM121 180H113L114 182H117V183H115V184H118V183H121L122 181ZM155 180H156V178H155ZM154 180V181H155ZM160 180H158V181H160ZM168 180V179H167ZM166 180V181H167ZM180 180H182V179H180ZM193 180H195V181H193ZM198 180V179H197ZM201 179H199L198 181H197V183L199 184V182L200 183H202V184H204L203 182H205L206 180H204L203 182H201L200 181ZM230 180H232V179H230ZM258 180L256 181V182H258ZM263 181L264 180V178H261L259 181ZM76 181V180H75ZM79 180H77L76 182H78ZM81 181H83L82 179H81ZM97 181V182H96ZM95 181V183H99L100 182V180L98 179V180H96ZM99 181V182H98ZM107 181V180H106ZM112 181V182H113ZM131 181V180H130ZM135 181H137V179H136V177H135ZM166 181H164V179H163V182H161L163 185H166V184H164V183H166ZM168 181H171L172 182V180L170 179V180H168ZM179 181V180H178ZM57 182H60L59 180L57 181ZM62 182H63V180H62ZM105 182V181H104ZM108 182V181H107ZM112 182H110L109 184L111 185V183ZM113 182V183H114ZM125 181H123V183H124ZM138 182V181H137ZM144 182H146V181H144ZM149 181H147V183H148ZM170 182V183H171ZM174 182H176L175 180H174ZM189 182H191V183H189ZM207 182V181H206ZM212 182H213V180H212ZM67 183H70V181H68ZM82 183H84V182H82ZM92 183V182H91ZM94 183V182H93ZM130 183V182H129ZM129 183H127V185H124V186H128V184ZM133 183V182H132ZM131 183V184H132ZM135 183V182H134ZM133 183V184H134ZM141 183V182H140ZM161 183H159V184H161ZM169 182H167V184H168ZM181 183H183V182H181L180 181V184ZM196 183V182H195ZM209 183V182H208ZM262 183H264V182H262ZM71 185H70V187L71 186H73L72 185V183H70ZM74 184V183H73ZM80 184V183H79ZM87 184V183H86ZM86 184H85V186H86ZM130 184V185H131ZM149 185H150V183H148ZM173 182L171 183V184H169V185H171V186H173V185H175V183L173 184ZM179 184V185H180ZM254 184H255V182H254ZM260 184V183H259ZM62 185V184H61ZM75 185V184H74ZM87 185H90V184H87ZM109 185V186H110ZM139 185V184H138ZM145 185V184H144ZM162 185V186H163ZM177 185H178V182H177ZM187 185H185V186H187ZM196 185V184H195ZM205 185V184H204ZM206 185H207V183H206ZM205 185V186H206ZM253 185V184H252ZM66 186V185H65ZM67 186H69V184H67ZM91 186H92V184H91ZM108 186V187H109ZM115 186V185H114ZM124 186H121V187H123V189H124ZM167 186V185H166ZM170 186V187H171ZM196 186H198V185H196ZM254 186V185H253ZM262 186V187H261ZM62 187H64V186H62ZM135 187V186H134ZM140 187V186H139ZM148 186L146 185V188H147ZM176 187V186H175ZM175 187H173V188H175ZM180 186H178V188H179ZM181 187H184V185L183 186H181ZM181 187H180V189H181ZM199 187V186H198ZM200 187H202V186H200ZM204 187V186H203ZM225 187V188H224ZM252 189V190H254L253 192L250 190V188ZM261 187V188H260ZM69 188V187H68ZM74 189H76V186L75 187H73ZM78 188H79V186H78ZM88 188H90L89 186H88ZM127 188V187H126ZM163 188V187H162ZM169 188V187H168ZM168 188H167V190H168ZM185 188V187H184ZM197 188V187H196ZM208 188V187H207ZM218 188H220L219 190H217ZM257 188H258V190H257ZM65 189V188H64ZM80 189V188H79ZM109 189H111L110 187H109ZM137 189V188H136ZM186 189V191H187V187L185 188ZM185 189H184V191H185ZM206 189V188H205ZM233 189H236V191L235 190H233ZM262 189H264V187L262 188ZM62 190V189H61ZM83 190V189H82ZM105 190H107V189H105ZM112 191H114V189H111ZM115 190H118V189H115ZM127 190L128 191H130V189H128L127 188ZM150 192H151V190H152V188H149L148 189ZM191 190V191H190ZM190 190H189V193L190 194H193V193H191V192H193L194 190H192V188L190 187ZM199 190H201V194L203 195V193L205 192H203L202 193V191H203V189H199ZM199 190H197V192H196V190L194 191V192H196L197 194H199L200 192H199ZM64 191V190H63ZM74 191V190H73ZM76 191H78L77 189H76ZM87 191H89V190H87ZM144 190L142 189V192H143ZM147 191V190H146ZM158 191V190H157ZM160 191H161V189H160ZM162 191H165V190H162ZM171 191H173V193L175 194L176 192V190L175 189H171ZM238 191H239V195H236L235 193H237L238 194ZM252 193H251V192ZM80 193H81V191H79ZM94 192V191H93ZM97 192V191H96ZM105 192V191H104ZM119 192V191H118ZM141 192V193H142ZM149 192V193H150ZM159 192V191H158ZM220 192V193H221ZM60 193V194H59ZM66 193V192H65ZM71 193H72V190H71ZM103 193V192H102ZM112 193V192H111ZM111 193H109V194H111ZM113 193H116V192H113ZM112 193V194H113ZM124 193V192H123ZM147 193V192H146ZM172 193V194H173ZM188 193V194H189ZM195 193V194H196ZM206 193V192H205ZM221 193V194H222ZM253 194V195H251V194ZM82 194V193H81ZM94 194V193H93ZM139 194H140V191H139ZM144 194V193H143ZM154 194V193H153ZM155 194H156V192H155ZM154 194V195H155ZM158 194V193H157ZM194 194V195H195ZM210 194V193H209ZM225 194V193H224ZM230 194V193H229ZM228 194V195H229ZM64 195V194H63ZM77 195V194H76ZM91 195H92V193H91ZM116 195H117V193H116ZM145 195V194H144ZM200 195V194H199ZM218 195H220V194H218ZM228 195H226L227 197H229ZM260 195H258V198H259V196ZM68 196H69V194H68ZM81 196V195H80ZM111 196L112 195H110V197H109V199L111 198ZM133 196V195H132ZM143 196V195H142ZM163 196H165V195H163ZM169 196V195H168ZM171 196H173V195H170L169 197H170V200L173 198V197H171ZM181 196V195H180ZM226 196H225V198H226ZM87 197V196H86ZM90 197H92V196H90ZM89 197V198H90ZM112 197H114V198H112L111 200L113 201V199H116V197H118V196H112ZM124 197V196H123ZM131 197V196H130ZM134 197V196H133ZM141 197V196H140ZM147 198H148V195L146 196ZM154 197V196H153ZM153 197H151V198H153ZM162 197V196H161ZM168 197V198H169ZM196 197H197V195H196ZM206 197V196H205ZM210 197V196H209ZM240 197V198H239ZM74 198V197H73ZM77 198V197H76ZM138 198V197H137ZM145 198V197H144ZM146 198V199H147ZM175 198V197H174ZM224 198V197H223ZM222 198V199H223ZM232 198H234V201H233V199ZM244 198V197H243ZM68 199V198H67ZM75 199V198H74ZM80 199V198H79ZM118 199H120L119 197L117 198V201H119ZM131 199V198H130ZM135 199H136V197H135ZM142 199V198H141ZM155 199H157V198H154L153 200L155 201ZM159 199L161 200V198L159 197ZM159 199H157V201L159 200ZM163 200L165 199V198H162ZM192 199V198H191ZM194 199V198H193ZM197 198H195V200H196ZM206 199V198H205ZM210 199V198H209ZM228 198H226V199H223L222 201H224V203H223V205H221V204H219L218 206L221 208H219L220 210H222L224 207H226V206H224V204H225V202L227 201L228 202V200H231V202L229 201L228 203H229V206L230 207H232V211L234 212L236 209L238 210V208L241 206L242 208H248L249 207V209H244L247 213H249L250 215H252V218L250 217V215L249 214H246V215H249V217L251 218V221H253L254 220V215H256V214H254L255 213V211H254V213H251V212H253V209H255L256 210V208H258L257 207V205H254V206H256V208H253L252 207V205L249 203V205H247L248 203H247V201H244L245 203H246V205H240L239 207H238V205H239V203H237V202H239V201H237V202H235L236 201V198L234 197V196H232L231 198H229L228 200H227ZM246 199H244V200H246ZM256 200H257V198H255ZM261 199V197H260V199L259 200H262ZM78 200V199H77ZM86 200V199H85ZM95 200V199H94ZM98 200H99V198H98ZM105 200V199H104ZM107 200V199H106ZM129 199H127V201H128ZM145 200V199H144ZM147 200H149V199H147ZM152 200V199H151ZM162 200V201H163ZM174 200V199H173ZM182 200V199H181ZM195 200H194V202H195ZM211 200H213L212 198H211ZM242 200V199H241ZM256 200H255V202H256ZM87 201V200H86ZM96 201V200H95ZM109 201V200H108ZM127 201H126V203H127ZM135 201V200H134ZM143 201V200H142ZM168 201H169V199H168ZM199 201H202V200H199ZM243 201V200H242ZM264 201V200H263ZM99 202V201H98ZM104 202L105 201H103V203H100V204H103V206H104ZM111 202V201H110ZM114 202V201H113ZM115 202H116V200H115ZM120 202L121 203H117L116 204V209L117 208H124V206H125V208L127 207V209H125L126 211L127 210H129L128 209V205L127 204H125V203H123L124 204V206H120L119 204H121L122 205V201H121V199H120ZM124 202V201H123ZM129 202V201H128ZM146 202V201H145ZM144 202V205L146 204ZM165 202H166V199H165ZM171 202V201H170ZM183 202V201H182ZM192 202V201H191ZM211 202V201H210ZM215 202V201H214ZM217 202V201H216ZM251 202H253V200H251ZM260 202V201H259ZM258 202V203H259ZM66 203H68V202H66ZM77 203H78V201H77ZM82 203V202H81ZM90 203V202H89ZM94 203V202H93ZM154 203H156V202H154ZM162 204H163V202H161ZM185 203H187V202H185ZM196 203V202H195ZM200 203V202H199ZM204 203V202H203ZM202 203V204H203ZM235 203H237L238 205H237V207H236V205H234ZM241 203V202H240ZM243 203V202H242ZM260 203H262V202H260ZM69 204H70V202H69ZM69 204H67V205H69ZM84 204V203H83ZM132 205L134 204V203H131ZM143 204V203H142ZM153 204V203H152ZM159 204V203H158ZM157 203H156V206L158 205ZM167 204V203H166ZM177 203H175L174 205H176ZM179 204L180 205H184V204H181V202H179ZM210 204L211 203H209V204H203V205H206V206H203V205H201L200 204V206H197V207H194L195 206V204H194V206H190V205H187V206H189L187 209L185 208V206L186 205H184V210L186 209V211L183 213V214H176V211H174V209L172 210L173 212H175V213H173V212H170V213H168V214H170L171 216H172V214H174L176 217L177 216H180V218H181V220H182V217H183V220H182V225H184L185 227H187L188 228V226H192L193 227V225H199V226H201V228H197V229H201L202 230V228H203V231L204 230H206V231H208L209 232V234L211 235V232L212 233H215V231L218 233L219 232V230L217 231V228L219 227V226H221V224H222V220H223V218L224 219H226L225 217L226 216H223L224 214H227V213H224L223 214V212H220V214H222V216H223V218H222V220H221V222L220 223H217V222H219L218 221V219H221V217H220V214H219V217H218V215H216L215 213V211H217V212H219V210L217 209V208H213L215 211H212V213L211 214H209V212H211V207H213L214 206V203H213V201H212V206L210 207V209H208L209 207L208 206H210ZM264 204V202L262 203V205ZM71 205H73V204H71ZM76 205H78V204H76ZM79 205H81V204H79ZM107 205H109L110 206V204H109V202L107 203ZM106 205V206H107ZM112 205V204H111ZM148 205H150V204H148ZM161 205V204H160ZM160 205H158L159 206V208H158V206L157 207H155L156 208V211L158 212V209L160 210ZM164 205H165V203H164ZM169 205H172V203L171 204H169ZM173 205V206H174ZM178 205V204H177ZM197 205H199V204H197ZM223 206V208L221 207V206ZM251 205V206H250ZM262 205L261 206H259V208L261 207L262 208ZM86 206H91L90 204H86ZM102 206V207H103ZM130 206V205H129ZM146 206V205H145ZM168 206V205H167ZM186 206V207H187ZM204 208H203V207ZM243 206H245V207H243ZM69 207H70V205H69ZM81 207H82V205H81ZM88 207V208H89ZM92 207V206H91ZM90 207V208H91ZM108 207V206H107ZM152 207H153V205H152ZM162 207H164V206H162ZM171 207V206H170ZM176 207V206H175ZM180 207V206H179ZM216 207H217V203H216ZM236 207V208H235ZM252 207V209H250ZM77 208V207H76ZM83 208V207H82ZM89 208V209H90ZM96 208V207H95ZM105 208V207H104ZM110 208H111V206H110ZM114 208V207H113ZM123 208L122 209H117V210H119V212H122L123 211ZM158 208V209H157ZM167 208H169V207H167ZM235 208V209H234ZM260 208V209H261ZM69 209V208H68ZM72 209V208H71ZM81 209V208H80ZM100 209V208H99ZM133 209H134V207H133ZM144 209H146V208H144ZM162 209V208H161ZM182 209V208H181ZM180 209V210H181ZM209 210V212H207L208 210ZM212 209V210H213ZM226 209V208H225ZM228 210H229V207L227 208ZM234 209V210H233ZM259 209V211L257 210V216H259V213H260V215H262L261 214V210H263V208L260 210ZM73 210V209H72ZM78 210V209H77ZM105 210V209H104ZM110 210H113V209H110ZM116 210V211H117ZM120 210H122V211H120ZM165 210H167L166 208H165ZM170 210V211H171ZM179 210V209H178ZM188 210H190V211H188ZM231 210V209H230ZM236 210V214H234V215H236V216H239V218H237V220L239 219H241L240 217V215H242L243 214V212H245L244 210H242L241 208H239V211L241 210V211H243V212H240L241 214H238V212L239 211H237ZM249 210V211H248ZM71 211V210H70ZM87 211V210H86ZM97 211V210H96ZM95 211V212H96ZM150 211H151V209H150ZM188 211V212H187ZM222 211H225L224 209L222 210ZM251 211V212H250ZM64 212V213H63ZM76 211H73V212H71L72 214L73 213H75ZM82 212V211H81ZM89 212H90V210H89ZM91 212H92V210H91ZM105 212V211H104ZM110 212H112V211H110ZM114 212H115V210H114ZM118 212V213H119ZM144 212V211H143ZM153 212H154V210H153ZM167 212H169V209H168V211ZM186 212H187V214H186ZM213 212H214V214H213ZM232 212V213H233ZM77 213V212H76ZM83 213H84V211H83ZM106 213H107V211H106ZM155 213V212H154ZM153 213V216L155 215ZM172 213V214H171ZM262 213H264V212H262ZM96 214V213H95ZM120 214H122V213H120ZM129 214V213H128ZM144 214V213H143ZM147 214V213H146ZM164 214H165V212H164ZM218 214V213H217ZM238 214V215H237ZM94 215V214H93ZM102 215V214H101ZM108 215V214H107ZM110 215H112L111 213H110ZM110 215H109V217H110ZM130 215V214H129ZM132 215V214H131ZM131 215L129 216V217H131ZM138 215H142V214H138ZM150 215H152V214H149L148 213V215H145V216H143V217H147V216H149L150 217ZM157 215V214H156ZM159 215V214H158ZM167 215V214H166ZM210 215V216H209ZM216 216V217H214L213 218V216ZM229 215V214H228ZM231 215H233V214H231ZM245 215V216H246ZM264 215V214H263ZM72 216H74V215H72ZM89 216V215H88ZM87 216V217H88ZM96 217L98 216V215H95ZM95 216L93 217V219L92 220H94V218H95ZM114 216V215H113ZM120 216V215H119ZM118 216V217H119ZM128 216V215H127ZM171 217L172 218V220H174V222L171 220V218H170V216H168L169 218H170V220L168 221V222H170V223H168L167 224V226L166 227H162V234L163 233H166V235H167V233H168V236H169V232H170V230L168 229V228H171V227H174V228H172V229H176L175 228V226H177V224H176V222H179L180 223V221H176L175 219H173V218H176V217ZM230 216V215H229ZM229 216H227V219H228V217ZM76 217V216H75ZM87 217H86V219H87ZM117 217V216H116ZM123 217H124V214H123ZM123 217L121 216V218L123 219ZM127 218L126 219V221L129 219V220H131L132 218H133V216L131 217V218ZM142 217V216H141ZM141 217H140V219H141ZM149 217H147V219L149 220ZM167 217V216H166ZM232 217V216H231ZM73 218V217H72ZM92 218V217H91ZM98 218V217H97ZM99 218H102V216H99ZM112 218V217H111ZM111 218H110V220H111ZM138 218V217H137ZM151 218V221L153 220V219H155V218H152V217H150ZM156 218H157V216H156ZM179 218V217H178ZM215 218H217V219H215ZM242 218H243V216H242ZM261 218V217H260ZM78 219H80L79 217H78ZM85 219V220H86ZM143 219V218H142ZM142 219H141V221H142ZM146 219V218H145ZM145 219H143L144 220V222L146 221ZM255 219H257V218H255ZM263 219V218H262ZM77 220V219H76ZM82 220H84V219H82ZM88 220V219H87ZM115 220V219H114ZM117 220V219H116ZM125 220V219H124ZM179 220V219H178ZM229 220H230V218H229ZM232 220V219H231ZM235 220V219H234ZM238 220V221H239ZM78 221L79 220H77V223H78ZM80 221H81V219H80ZM122 221V220H121ZM134 221H136V218L134 219ZM133 220H132V222H134ZM140 221V220H139ZM242 221H244V220H240V222H239V226H240V224L242 223ZM260 221V220H259ZM87 222V221H86ZM105 222V221H104ZM119 222V221H118ZM131 222V223H132ZM147 222V221H146ZM172 222L174 223V224H172ZM228 222H230V221H228ZM227 222V223H228ZM244 222H246V221H244ZM256 222V221H255ZM263 222V221H262ZM261 222V223H262ZM79 223H81V222H79ZM99 223H102V226L104 225V224H106V223H104L103 224V221L102 222H99ZM124 223V222H123ZM123 223H122V225H123ZM126 223H130L129 221L128 222H126ZM126 223H125V225H126ZM142 223V222H141ZM151 223H155V222H151ZM227 223H226V220H225V222H224V225H227ZM236 223H238L237 221H236ZM261 223H260V225H261ZM72 224H74V225H72ZM81 224H83V223H81ZM87 224V223H86ZM85 224V225H86ZM107 224H108V222H107ZM112 224V223H111ZM115 224V223H114ZM116 224H118V223H116ZM128 224L126 225V226H128ZM134 224H136V222H134ZM216 224H218L217 225V228H216ZM235 224V223H234ZM243 224V223H242ZM88 225H89V222H88ZM97 225H99L100 226V224H97ZM121 225V224H120ZM117 226V228H119L120 227V229H121V226ZM131 226L133 225V224H130ZM140 225V224H139ZM139 225H137V226H139ZM141 225H143V224H141ZM150 225V224H149ZM170 225V227H168ZM172 225V226H171ZM174 225V226H173ZM223 225V227H225ZM254 225V224H253ZM77 226L79 227V228H77ZM101 226V228H99V229H102L101 231H103L105 228H107V227H105L104 226V228ZM151 226V225H150ZM150 226L148 227V228H150ZM178 226H179V224H178ZM180 226H181V224H180ZM228 226V225H227ZM227 226L225 227V228H223L222 229V232L223 233H225L224 232V230L227 228ZM244 226V225H243ZM246 226H249L248 224L246 225ZM116 226H114V228H115ZM152 227V226H151ZM154 227V226H153ZM156 227V226H155ZM168 227V228H167ZM183 227V226H182ZM191 227V228H192ZM233 227V226H232ZM91 228V227H90ZM89 228V229H90ZM129 228H131V227H129ZM129 228H126V230L128 229V231H127V233H129ZM139 228V227H138ZM137 228V229H138ZM179 228H181V227H179ZM233 228H235L236 229V227H233ZM238 228V227H237ZM88 229V228H87ZM93 230L94 229H97L96 227H94V228H92ZM110 229V228H109ZM133 229H135V227L133 228ZM140 229H142V228H140ZM139 229V232L140 231H143V229L142 230H140ZM146 229V228H145ZM172 229H171V231H172ZM182 229V228H181ZM228 229V231H229V233L231 232V233H233L232 232V230H231V227H228L227 228ZM226 229V230H227ZM91 230V229H90ZM90 230L89 231H87L88 233L90 232ZM92 230V231H93ZM108 230V229H107ZM107 230H104V231H107ZM122 230H124V229H122ZM125 230V231H126ZM150 230H152V229H150ZM186 230V229H185ZM201 230H198V233H200L199 231H201ZM255 230V229H254ZM257 230H258V228H257ZM85 231H86V229H85ZM91 231V233H92V235H94V233ZM115 231H117V229H115ZM147 231V230H146ZM145 231V233H147ZM161 231V230H160ZM177 231H178V229H177ZM187 231V230H186ZM189 231V230H188ZM202 231V232H203ZM227 231V232H228ZM235 231V230H234ZM250 231H251V228H250ZM259 231V230H258ZM86 232V233H87ZM97 232H98V230H97ZM99 232H100V230H99ZM98 232V233H99ZM118 232V231H117ZM116 232V233H117ZM130 232H132V231H130ZM144 232V231H143ZM148 232H151V231H148ZM173 232H175V230L173 231ZM172 232V233H173ZM184 232V231H183ZM189 232H191L192 233V231H189ZM200 233V234H203V233ZM222 232H219V233H222ZM226 232V233H227ZM87 233V234H88ZM103 233V232H102ZM108 233V232H107ZM151 233H153V234H155V232L153 231V232H151ZM223 233H222V235H223ZM225 233V234H226ZM264 233V232H263ZM111 234V233H110ZM121 235H122V233H120ZM124 234V233H123ZM126 234V233H125ZM135 234H136V231H135ZM139 234V233H138ZM142 234V233H141ZM144 234V233H143ZM150 234V233H149ZM179 234V233H178ZM177 234V235H178ZM181 234H182V231H181ZM188 234V233H187ZM199 234V236H201ZM205 234H206V232H205ZM259 234V233H258ZM100 236H101V234H99ZM106 235V234H105ZM104 235V236H105ZM117 235V234H116ZM119 235V234H118ZM131 235V234H130ZM147 235V234H146ZM170 235H172L171 233H170ZM177 235H176V237H177ZM222 235H216L215 234V237L217 236L218 238H220ZM228 235H230V234H228ZM232 235H234V234H232ZM232 235L230 236L231 238H233L232 237ZM243 235V234H242ZM91 236V235H90ZM103 236V237H104ZM106 236H108V235H106ZM110 236V235H109ZM126 236V235H125ZM132 236V235H131ZM134 236V235H133ZM136 236V235H135ZM137 236H139V235H137ZM150 236H152V234L150 235ZM149 236V237H150ZM163 236H164V234H163ZM191 236V235H190ZM198 236V237H199ZM203 236V235H202ZM207 236H209L208 234L207 235H205L204 237H207ZM248 236V235H247ZM255 236H257V235H255ZM86 237H89L88 235H86ZM93 236H91L90 238H92ZM97 237V236H96ZM102 237V236H101ZM118 237V236H117ZM129 237V236H128ZM140 237H142L141 235H140ZM139 237V238H140ZM148 237V238H149ZM157 237V236H156ZM162 237V236H161ZM169 237H171V236H169ZM185 237V236H184ZM186 237H188V235L186 236ZM185 237V238H186ZM196 237V236H195ZM212 237H214V235L212 236L211 235V237H207L208 238V240H209V238H212ZM215 237H214V239H215ZM216 237V238H217ZM226 237H227V235H226ZM250 237H252V236H250ZM108 237H106V239H107ZM111 238H108L109 240L111 239ZM152 238V237H151ZM150 238V239H151ZM154 238V237H153ZM158 238V237H157ZM179 238H180V236H179ZM197 238V237H196ZM196 238H195V241H196ZM202 239H203V237H201ZM201 238L199 239V240H201ZM206 238V239H207ZM235 238V237H234ZM237 238V237H236ZM88 239V238H87ZM97 239V238H96ZM102 239V238H101ZM108 239H107V241H108ZM134 239V238H133ZM136 239V238H135ZM149 239V240H150ZM178 239V238H177ZM177 239H175V240H177ZM182 239V238H181ZM186 239H188V238H186ZM190 239V238H189ZM198 239V238H197ZM205 239V240H206ZM228 239V238H227ZM256 239V238H255ZM253 240V241H256V240ZM258 239H261V237L260 238H257V242H256V245L258 244ZM93 239H91V241H92ZM118 240V239H117ZM129 240V239H128ZM131 240V239H130ZM129 240V241H130ZM137 240V239H136ZM140 240V239H139ZM152 240V241H151ZM150 241H148V243L150 244V245H152V244H156L154 241H153V239H151ZM162 240V239H161ZM160 240V241H161ZM170 239H168V238H164V241H169ZM172 240V239H171ZM170 240V241H171ZM174 240V242L176 243V241ZM179 240V239H178ZM177 240V241H178ZM220 241V239H215V241L217 242V241ZM224 240V239H223ZM229 240V239H228ZM103 241V240H102ZM146 241V240H145ZM156 241H158L157 239H156ZM163 241V242H164ZM169 241V242H170ZM189 241V240H188ZM202 241V240H201ZM201 241L199 242V243H201ZM203 241H204V239H203ZM232 241V240H231ZM234 241V240H233ZM242 241V240H241ZM251 241V240H250ZM249 241V242H250ZM138 242V241H137ZM143 242V241H142ZM152 242H154V243H152ZM163 242H160V243H162V244H160V245H166V244H164ZM183 242H185V241H183ZM182 242V243H183ZM190 242V241H189ZM213 242V241H212ZM220 242H222V239H221V241ZM224 242H225V240H224ZM227 242V241H226ZM229 242V241H228ZM227 242V244H228V246H231V245H229L230 243H232V242H230V243H228ZM94 243H96V242H94ZM99 243H97V244H99ZM147 243V242H146ZM175 243H173L174 245H176ZM180 243V242H179ZM191 243V242H190ZM193 243V242H192ZM202 243H204V242H202ZM219 243V242H218ZM218 243H216V244H218ZM234 243V242H233ZM243 243V242H242ZM246 243V242H245ZM137 244V243H136ZM139 244H140V242H139ZM142 244V243H141ZM145 244V243H144ZM225 244V243H224ZM238 244V243H237ZM160 245H158V246H160ZM170 245H172V244H170ZM182 245V244H181ZM181 245H178V247L179 246H181ZM201 245V244H200ZM200 245H198V251H200L201 250V248H202V246H200ZM206 245H207V242H206ZM212 245V244H211ZM215 245V244H214ZM233 245V244H232ZM93 246H95V244L93 245ZM97 246V245H96ZM132 246H133V244H132ZM134 246H136V245H134ZM139 246V245H138ZM147 246V245H146ZM157 246V245H156ZM156 246H153V250H156V248H154V247H156ZM157 246V247H158ZM184 246V245H183ZM205 246V245H204ZM203 246V247H204ZM223 246V245H222ZM233 246H235V245H233ZM260 246H262V244H260L259 243V246L257 245V247H258V249H260L261 247ZM140 247V246H139ZM145 247V246H144ZM164 248H165V246H163ZM169 247V246H168ZM178 247H176L177 249H180V248H182V247H180V248H178ZM185 247V246H184ZM201 247V248H200ZM214 247V246H213ZM216 247H219V246H216ZM238 247V246H237ZM241 247V246H240ZM246 247V246H245ZM253 247H255V249H256V246L254 245ZM260 247V248H259ZM129 248V249H128ZM132 248V247H131ZM141 248V247H140ZM160 248H162V247H160ZM170 248H171V246H170ZM175 248V247H174ZM175 248V249H176ZM205 248V247H204ZM204 248H202V250H204ZM224 248V247H223ZM226 248L227 247H225V251L224 252H228V249H229V251H230V249H231V247L230 248H227V251H226ZM252 248V247H251ZM95 249V248H94ZM136 249V248H135ZM142 249V248H141ZM149 249H150V247H149ZM172 250H174L173 249V245H172V248H171ZM183 249H186V247L185 248H183ZM190 249V251H192V249H195V246L193 247V248H188L187 250H189ZM213 249V248H212ZM233 249V251H235V249H234V247L232 248ZM231 249V250H232ZM262 249H263V246H262ZM96 250V249H95ZM134 250V249H133ZM137 250V249H136ZM142 250H144V249H142ZM148 250V249H147ZM158 250H160L159 249V247H158ZM214 250H216V248L214 249ZM219 250V249H218ZM220 250H221V246H220ZM254 250V249H253ZM252 249H251V251H250V253L253 251ZM264 250V249H263ZM146 251V250H145ZM157 251V250H156ZM166 251V250H165ZM167 251H169V249H167ZM198 251H194L193 253H195L196 252V254H194L193 256H194V258H195V260L196 259H199V258H203L202 257V254L204 253V252H206V255H207V259H208V256H210V254H208L209 253V251L207 252L206 250H204V251H202V253H201V251L199 252V253H201L200 255H198V257L199 256H201V257H196V255L198 254L197 252ZM211 251V250H210ZM221 251H223V250H221ZM256 251V250H255ZM255 251L253 252V256H255V255H257V254H255L254 255V253H255ZM257 251H262L261 249L260 250H257ZM94 252V251H93ZM134 252H136V251H133L132 253H134ZM148 252H149V254L151 253L150 252V250H148ZM153 253L155 252V251H152ZM177 252V254L176 255H181V253H179L178 251H176ZM264 252V251H263ZM137 253V252H136ZM136 253H134L135 254V256H136ZM142 253V252H141ZM153 253H151V254H153ZM159 253H161V251L159 252ZM179 253V254H178ZM185 253V252H184ZM213 253H216V251L214 252L213 251ZM250 253H248V254H250ZM150 254V255H151ZM157 254V253H156ZM227 254H229V259L231 260V258L233 257V258H235L236 260H238V259H240V258H238L239 257V255L238 256H234V254L232 253V252H228ZM231 254H233V255H231ZM246 254V253H245ZM262 254V253H261ZM261 254H259V255H261ZM264 254V253H263ZM263 254L261 255V256H263ZM129 255V254H128ZM138 255H140V254H138ZM158 256H160V259L159 258H157V259H159L160 261H161V258H162V262L163 263H165L164 262V258H163V255H162V257H161V254H157ZM176 255H175V257H173L174 256V254L173 255H171V258H174V260H176V262H177V259L178 258H180V260H181V257L183 256H178L177 258H176ZM185 255V254H184ZM214 256V258H215V254H213ZM230 255H231V257H230ZM251 255V256H250ZM249 256H250V258L252 257V254H250ZM126 256V255H125ZM125 256H123V257H125ZM212 256V255H211ZM210 256V257H211ZM243 256V255H242ZM134 257V256H133ZM144 257V256H143ZM147 257H148V255H147ZM169 258H170V256H168ZM184 257L185 256H183L182 257V264H184V262H186V260L187 259H184ZM187 258H188V256H186ZM245 258H246V255L244 256ZM247 257H248V255H247ZM128 258H130V257H128ZM137 258V257H136ZM140 258H142V257H140ZM151 258H152V255H151ZM150 258V259H151ZM170 258V259H171ZM176 258V259H175ZM204 258H206V257H204ZM238 258V259H237ZM243 258V257H242ZM241 258V259H242ZM249 258V259H250ZM257 258V257H256ZM100 259V260H101ZM133 259V258H132ZM131 259V260H132ZM134 259H135V257H134ZM143 259H146V258H143ZM143 259H142V261H143ZM191 259V258H190ZM235 259H233L232 260V263H231V261H230V263L231 264H233V261L235 260ZM252 259V258H251ZM251 259L250 260H247V261H251ZM259 259V260H258ZM126 260V259H125ZM149 260V259H148ZM172 260V259H171ZM173 260V261H174ZM179 260V261H180ZM185 260V261H184ZM189 260V259H188ZM206 259H204V260H201L202 262V264H206V262H209L208 260L206 261V262H204ZM257 260L260 262V260L261 261H263L264 260V256H263V260H262V258L260 259L259 258V256H258V258H257ZM256 260V261H257ZM112 261V262H111ZM127 261H128V259H127ZM141 261V260H140ZM153 261V260H152ZM156 261V260H155ZM172 261V262H173ZM191 261V260H190ZM243 261H245V260H243ZM257 261V263L255 262V264H258L259 262ZM134 262H137V261H135L134 260ZM144 262H146V261H144ZM150 262V261H149ZM204 262V263H203ZM130 263H131V261H130ZM143 263V262H142ZM152 263H154V264H156V262H151L150 264H152ZM163 263H161V264H163ZM194 263V262H193ZM192 263V264H193ZM196 263V262H195ZM199 263H200V261H199ZM200 263V264H201ZM229 263V261H228V263L227 262H214V263H211V264H230ZM248 263V262H247ZM246 263V264H247ZM147 264V263H146ZM157 264H159V263H157ZM167 264V263H166ZM174 264H175V262H174ZM177 264H181L180 262L178 263L177 262ZM208 264H210V263H208ZM235 264H237V263H235ZM241 264V263H240ZM260 264V263H259ZM261 264H264V262H261Z\"/></svg>",
    "mask_w": 264,
    "mask_h": 264
}]
</instances>
